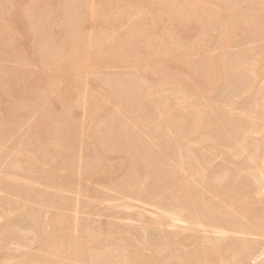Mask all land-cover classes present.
Here are the masks:
<instances>
[{
    "label": "rangeland",
    "instance_id": "374dc122",
    "mask_svg": "<svg viewBox=\"0 0 264 264\" xmlns=\"http://www.w3.org/2000/svg\"><path fill=\"white\" fill-rule=\"evenodd\" d=\"M15 1H16V3H14ZM35 1L34 0H0V26H1L0 28H3V29H0V34L2 31H4V35L3 34L0 35V37L3 38L2 39L3 41H0V44H2V45H0V48H1L0 49V79H1L0 80V224H1L0 225V236H1L0 239L3 237V232H4V234L6 233L5 230H7V233L10 232L9 229H11V232H10L11 234H12V232H13V234L15 232V236H17L16 234H19L20 235V236L18 235L19 237H22L24 235L20 240L22 243L23 242L24 243H23V245H19V246L12 245V244H6L0 240V251H1L0 252V258H2V259H0V264H3L4 258H7L9 256H10V258H12L13 255H14L13 256L14 258L11 259V261L8 262L7 264H10V263L11 264H16V263L17 264H20V263L21 264H39L37 260H41V259H42L41 261L44 262L43 264H51V263H53V261H57V260H58V263H61V264H69V263L70 264H72V263L73 264H84L86 261H88L89 255L91 257L90 261H92V258L98 257V258L93 259V260H95L94 263L97 260V262L95 264H101V263L102 264H109V263L110 264H135V262H136V264H141V263L142 264H157V263L158 264H216V239H221V238L222 239L225 238L227 241H231V239H233L234 242H236L237 244H240L241 242H243V243H246L248 245L252 242L251 244H253V248H255L254 249L255 251L253 250L251 252H256L258 250H259V252H263L264 251L263 250V248H264V236L262 235V233L260 234V236L262 235L263 238L260 236H258V237H256V236L251 237V236H246V235L242 236L241 234H238L239 236L237 234H232L234 236L223 235V237H222V234H219L220 236L216 235V230L212 229L210 226L213 225L212 221L216 222V206L215 205H216V202H218V201L216 199V191H215L216 190V182L214 183V181H216V178H218L217 174L219 175V173H221L219 175V178L221 177V175H223L222 177L225 176L224 178H225L226 183L229 180L228 184H232V183L235 184V187L232 188L231 193H235L234 190H238V191H236L237 193L233 194L234 196H236V194L242 192L239 190H241V188H243L244 186L243 187H240V186H242V185L246 186V184H247L246 188L251 187V190H249V192L246 189L247 193L249 194V197L251 198V200H249V198H248V202L251 201L249 203V205H250L252 210L255 209V210H253V213L256 211L257 212L260 211V212H258V214L260 213V215L264 213V212H262V210H264V204H263L264 203V194H263L264 191L262 192L261 197L259 196V197L254 198V195H253L256 192L255 188L259 189L260 185L264 184V178H263L264 174L259 175L258 174L259 173L258 168H257L258 165H260L261 161H264L263 160L264 159V121H263L264 115H262V114H264V102L262 101V100H264V60H262V59H264V51H263L264 50V0H231V1L230 0H208V4H210V8H208L209 5L207 4V0H202V1L201 0H191V1L190 0H158L159 2L157 0H90V1L89 0H77V1L76 0H65V1L64 0H56V1L55 0H49V1L48 0H42L41 1L42 4H41V2H39L40 3L39 4L36 1L37 5H35ZM38 1H40V0H38ZM69 2H70V4H69ZM197 2H199L200 4ZM45 3H48L49 7L46 6ZM108 3H109V5H108ZM43 4H45V5H43ZM10 5H11V7H10ZM38 5H40V7H41V5H43V7L44 6L45 7L44 8L41 7L38 11L34 10L32 12V10L36 9ZM202 5L203 6L205 5V7L204 8L201 7ZM20 6H22V7H20ZM30 6H31V8H29ZM35 6H36V8H35ZM212 6L215 7V9H213ZM251 6H252V8H251ZM181 7H182V9H181ZM27 8H29V10H26ZM199 8H201V9H199ZM30 9H31V12H30ZM43 9L46 11V13H44L45 11ZM59 9H60V11H59ZM163 9H165V10H163ZM178 9H180V11ZM22 10H24L25 13ZM51 10H53V11H51ZM105 10H107V11H105ZM136 10H138V11H136ZM215 10H217V11H215ZM246 10H247V12H246ZM28 11L30 12V14H28L29 13ZM101 11H102V13H101ZM250 11H251V13H250ZM5 12H6L7 16L5 15ZM36 12H38V13L40 12L41 14H39V15L35 14ZM49 12L51 15L49 14ZM51 12L52 13L54 12L55 15L53 14V16H52ZM9 14H12V15L9 16ZM47 14H49V16ZM84 14H86V15H84ZM34 15H36V16H34ZM79 15H81V16H79ZM118 15H120V16H118ZM221 15H223L224 18ZM28 16H29V18H28ZM43 16H45V18ZM55 16H56V18H55ZM13 17H14V20H13ZM16 17H18V18H16ZM19 17L21 18L22 22H21ZM40 17L41 18L43 17L42 20ZM51 17H53V19ZM33 18H35L37 20H35ZM38 18H40L39 20L41 22L38 20ZM49 18L52 19V21H50ZM99 18H100V21H99ZM29 19H30V21H29ZM32 19L35 21V23L33 22ZM48 19H49V21H48ZM10 20H13L14 23H12V21H10ZM15 20H16V22H15ZM64 21H67V22L64 23ZM48 22L50 25L48 24ZM16 23H18V24H16ZM40 23H42V24H40ZM12 24H14V26L10 27ZM37 24H38V26L36 28ZM252 25H253V27H252ZM33 27H35V28H33ZM73 27H74V29H73ZM4 28H6V29H4ZM43 28L45 29V31ZM68 28H69V30H68ZM185 28L187 31L185 30ZM222 29H224V30H222ZM36 30H37V32H35ZM55 30L57 31V33ZM104 30L106 31V33ZM22 31L27 33L28 35L26 34L27 35L26 36L25 33H23ZM5 32H7V33H5ZM41 32L43 33L42 34L43 36L41 35ZM44 32H46V33H44ZM189 32H190V34H189ZM47 33H49V34H47ZM6 34H7V36H5ZM29 34H30V36H29ZM222 34H223V36H222ZM34 35H36V37ZM91 35H92V37H91ZM132 35L134 37H136L137 40L139 39L138 37H140V39L137 41L133 37L131 40ZM13 36L15 38H13ZM41 36H42V38H41ZM5 37H9V40H7L8 38H5ZM32 37L35 39H33ZM66 37H68V38L70 37V38L67 39ZM71 37H73V40L75 39L74 41L79 42L80 40L78 38H80L82 40L79 47H77V48H79L77 51H76V49H77L76 46L78 45V43L75 44L74 41H73L74 43L73 42L71 43V41H72ZM128 37H129L130 42L128 40ZM148 37H150V38H148ZM89 38H91V39L93 38L91 40L92 43L89 42V40H90ZM116 38H118V40H116ZM14 39H16V41ZM46 39L49 41H47ZM205 39H207V40H205ZM36 40H38L39 42H37ZM94 40H96V41H94ZM13 41H14V43H13ZM134 41H136V42H134ZM4 42L7 44H5ZM46 42L48 43V46L46 45L47 44ZM15 43H17L18 45ZM35 43H36V45H35ZM107 43H108V45H107ZM140 43H142V44H140ZM30 44H31V46H30ZM117 44H118V46H117ZM131 44L133 45V47ZM136 44L140 47L141 50L139 48H137ZM149 44L150 45L152 44L153 46L151 45V47H150ZM44 45H46V46H44ZM141 45H143V46H141ZM115 46L118 50L115 48ZM23 47H24V49H23ZM71 47H73L72 49H74V50H72ZM88 47H90V48L92 47V48L89 50V49H87ZM130 47H132V48H130ZM135 47H136V50L137 49H139V50H137V51L134 50ZM93 48H94V50H93ZM120 48H121V51H119ZM44 49H46L48 51H46ZM115 49L117 50V53H116ZM152 49L154 51H151ZM122 50H124L125 52ZM6 51H7V53H6ZM21 51L22 52L24 51L25 54H23ZM35 51H37V52H35ZM40 51H42L41 53L43 55L40 53ZM112 51H113V53H112ZM2 52H4V54ZM16 52H17V54H16ZM139 52H141V53H139ZM18 53H20V54L18 55ZM45 53H46V55H45ZM145 53H148V55ZM34 54H35V56L37 55L36 59H35V56H33ZM38 54L40 55V57L38 56ZM61 54H63L64 56ZM118 54H119V57H117ZM22 55H24V57L26 56L28 59L26 57L24 58ZM51 55H53L52 58H51ZM56 55H58V56H56ZM162 55H164V56H162ZM41 56L42 57L44 56V59ZM168 56H169V58H171V62H169L170 59H168ZM223 56H224V60L221 59V58H223ZM37 57L39 58V61H38ZM47 57H49V58H47ZM151 57H153V58H151ZM165 57H167V59ZM50 58L52 60H50ZM174 58H177V59H174ZM214 58L217 61L216 69L219 66L218 67L219 73H217L216 71L214 72V70H216L215 67L213 68V66L216 65L215 64L216 61L214 60ZM19 59H21V60H19ZM22 59H23V61H22ZM25 59H27V61ZM62 59L65 61H63ZM33 60L35 63L33 62ZM42 60H44V61H42ZM209 60H210V63H208ZM165 61H166V63H165ZM211 61L213 63H211ZM47 62H48V64H47ZM40 63L44 64V65H42L43 68L40 65ZM218 63H220V65ZM49 64H51V66ZM45 65H46V67H45ZM79 65H81V66H79ZM179 66H181V67H179ZM211 66L214 70L211 69ZM234 66L236 68H234ZM7 68H9V69H7ZM40 69H42V70H40ZM211 71L213 73H211ZM13 73L15 76L13 75ZM25 73L28 75H26ZM214 73L217 75H215ZM251 73L256 74V75L252 76L253 74H251ZM24 74L26 75V77ZM31 74H33V75H31ZM124 74H125V76H124ZM22 75H23L24 80L22 78ZM165 75H168V76H165ZM28 76H30V77H28ZM56 76H57L58 80H57ZM139 77L141 80L139 79ZM164 77H165V81H164ZM208 77H211V78H209L210 80L208 79ZM161 78L163 80H161ZM217 78H219V81L217 80ZM115 79H117V80H115ZM20 80L22 83L20 82ZM52 80H53L54 85L52 84ZM211 80H214L213 83L216 82L214 86H211L212 85ZM58 81H60V82H58ZM185 81L186 82L188 81V82L186 83ZM57 82H58V84H55ZM121 82H123V83H121ZM160 82H161L160 85H162V86L159 87ZM14 83H16V84H14ZM194 84H196V85H194ZM121 85H122V88H121ZM205 85H208V86H205ZM181 86H182V88H181ZM214 87H216V89ZM123 88L124 89L126 88V90H125L126 92L124 91ZM152 88H153V90H151ZM190 88L192 90H190ZM193 88H195V89H193ZM154 89H155V91H154ZM121 90H123L124 92L123 91L121 92ZM148 90H150V91H148ZM240 90H242V91H240ZM247 90H249V91H247ZM42 91L44 92V94ZM243 91H244V93H243ZM143 92H145L146 96H144ZM122 94H124V95H122ZM127 94L129 95V98H126L128 96ZM133 94H134V96H133ZM245 94H247V95H245ZM259 94L261 96H259ZM25 95H26V97H25ZM57 95H58V97H57ZM130 95H131V97H130ZM104 96L107 98V100ZM133 97H134V99H133ZM139 97H140V100H139ZM150 97H154V100H153V98H150ZM174 97H175V100H174ZM25 98H27V99H25ZM103 98H104V100H103ZM131 98H132V100H131ZM129 99L131 100L132 103L129 101ZM149 99H151L153 101H151V102L146 101ZM191 99H193V100L191 101ZM199 100H201V101H199ZM259 100H261V101H259ZM106 101H107V103H106ZM184 101H186V102H184ZM84 102H85V104L87 102V104H86L87 107H85ZM134 102L138 105H133ZM143 102H145V103H143ZM155 102L157 103V105ZM108 103H110V104H108ZM148 103H149V106H148ZM169 103H170V105H168ZM46 104H47V106H46ZM106 104H108V105H106ZM144 104L146 105V107ZM185 104H186V107H185ZM249 104H250V107L253 106L255 109L258 108L257 109L258 111L261 110L260 116L255 120L256 128H254V131H256V132H253L255 134V136L252 132H250L249 135L247 136L246 141L242 143L245 145L243 146L240 143V145L244 149L242 150V148H241L239 150L240 146H237L236 148H238V149L235 150V152L238 150L240 152L238 151V154L235 153L234 154L235 159L233 158L234 156L232 157L233 158L232 159L231 156L230 155L228 156V154L225 152L226 149L223 150L220 146H219V148L216 147V143H214L216 141H213V140H215L213 138V136L216 137V133H215L216 132V130H215L216 129V115H218L220 113V115L225 116L224 119H227L229 121L245 120L244 119L245 115L242 111L250 108L248 106ZM37 105H39V106H37ZM143 105L145 107V110L143 108ZM158 105L162 108H159ZM256 105H258L259 107ZM98 106H99V108H98ZM163 106L165 109H163ZM193 107H194V109H193ZM151 108H152V112H151V110H149ZM154 108H155V110H154ZM64 109H66V110H64ZM197 109H198V111H197ZM216 110L217 111L219 110V111L216 113L215 112ZM220 110H222V111H220ZM143 111H145V112H143ZM202 111H204V112H202ZM196 113H197V115H196ZM158 114H159V116H158ZM160 114L162 115L161 117H160ZM197 116H198V118H197ZM201 116H203V117H201ZM213 116H215V117H213ZM162 117H164V118H162ZM63 118H64V120H62ZM169 119H171V120H169ZM172 119H173L175 124L172 123L173 122ZM198 119H199V121H198ZM59 120H60V122H59ZM168 120H169V122H168ZM207 120H208V122H206ZM55 121H56V123H55ZM159 122H160V124H159ZM191 122H192V124H191ZM200 122H203V123L200 124ZM205 122H206V124H208V127L205 124ZM105 123H107V124H105ZM124 124H126V127L127 126L128 127L126 128L124 126ZM168 124L170 126L174 125L173 127H169V129L171 128L170 131L166 127V125H168ZM47 125L49 126V128ZM156 125H158L159 127H157ZM191 125H192V127L196 126L194 129H197L199 132L197 130L192 131V127H190ZM197 125H198V128H197ZM204 126L207 127V129L210 126L211 129L206 131V128H205L203 130ZM113 127H114V129H113ZM212 127H214V128H212ZM54 128H56V129H54ZM57 128H58V131H57ZM199 128H201V129L199 130ZM111 129L113 130L112 132H111ZM47 130H48V133H47ZM121 130H123V132ZM180 130H182V131H180ZM187 130H188V132H187ZM202 130L204 133L202 132ZM90 131L93 134H90L91 133ZM115 131H117L118 133ZM209 131L212 132L213 136H211L212 134ZM169 132L171 134H169ZM193 132H196V133L193 134ZM200 132L203 134H201ZM257 132H259V133H257ZM165 133H168V134H165ZM209 133H210V135H209ZM197 134H200V135L196 136V137H198V140L195 137V135H197ZM165 135H167V137H164ZM128 136H129V138H128ZM189 136H191V137H189ZM207 136H209V139L207 138ZM76 138H77V140H76ZM199 139H201V140L199 141ZM205 139H207V140H205ZM63 140L66 143L63 142ZM134 140H135V142H134ZM60 141H61V144L59 145L58 143H60ZM131 141H133V142H131ZM46 142H48V143H46ZM261 142H263V143H261ZM193 143H195V144L197 143L199 145L196 144L194 146H191V145H193ZM56 144H58V145H56ZM61 145H62V149L60 147ZM64 145H65V147H64ZM121 145H122V147H121ZM129 145L135 149H133ZM139 145L141 146L140 148H139ZM97 146H98V148H97ZM256 146H258V148ZM116 147H118V148H116ZM33 149H34V151H33ZM38 149H39V151H38ZM53 149H56V151H59V149H60V151L57 154V152L55 153V150H53ZM106 149H107V151H106ZM142 149L148 150V151L151 149L149 154H152V155L147 156L148 154L145 153V151H143ZM134 150L136 151L137 154L134 152ZM245 150H247V151H245ZM248 150L249 151L251 150L250 154L247 153V152H249ZM148 151H146V152H148ZM252 151H254V155H253ZM30 152L32 153V156L30 155L31 154ZM177 152H179V153H177ZM242 152L244 154H242ZM23 153H25V154L23 155ZM28 153H30V154H28ZM40 153H42V154H40ZM138 153H139V155H138ZM141 153H143V154H141ZM190 153H193V154L191 155ZM246 153H247V156H250V157L252 154L253 158H255V159H253L254 161L251 160L250 157H248L249 158L248 159L246 156ZM18 154H20V155H18ZM51 154H53V155H51ZM182 155L184 156V158H182ZM236 155H238V157ZM256 155H257V157H256ZM33 156L36 158H34ZM53 156L56 158L54 159ZM150 156L151 157L153 156V158L152 159L151 158L145 159V157H150ZM69 158H70V160H69ZM132 158H135V159H132ZM156 158H159V159H156ZM185 158L187 160H185ZM35 159H38V160L36 161ZM71 159H73V161ZM165 159L168 160L167 163L165 162L166 161ZM129 160H132V161H129ZM146 160H148L151 163L149 164V162H147ZM159 160L162 162H160V164H157L156 162L159 163ZM198 160H200V161H198ZM45 162H46V164H45ZM164 162H165V164H164ZM19 164L21 166H19ZM84 164H85V166H84ZM119 164L121 165V167ZM180 164H182V166ZM152 165H154V166H152ZM159 165H161V166H159ZM196 165H197V167H195ZM241 165H243V166H241ZM244 165H245V167H244ZM246 165H248V167ZM189 166H191V167H189ZM251 166L253 168L256 167V169L252 170L253 168L251 169ZM97 167L99 169H97ZM102 167H104L103 168L104 170L102 169ZM147 167L150 170L146 169ZM198 167H200L199 168L200 170L198 169ZM240 167H241V169H240ZM135 168H136V172H134ZM181 168H184V169H181ZM191 168L196 169L195 173H197L199 171L197 173V175L201 171H204L203 175H202L203 178L199 179L198 178L199 175L197 176V175H195V173H192L194 171V169L191 170ZM201 168H202V170H201ZM151 169H152V171H151ZM58 170H60V171H58ZM138 170L142 173L140 175V177H142V178H140V177L138 178V176H139ZM145 170L147 173L144 172L145 174L143 175V171H145ZM154 170H155V173H154ZM69 171H71V172H69ZM109 171L111 172V174L109 173ZM182 171H184V172H182ZM241 171H244V172L240 173ZM254 171H255V174H254ZM92 173H93V175H92ZM137 173H138V175H137ZM204 173H205V175H204ZM95 174H97V176ZM109 174L111 177L109 176ZM131 175L132 176L135 175L134 178ZM252 175H254L253 180L251 178ZM91 176H93L92 177L93 179L90 178ZM143 178H145V179L143 180ZM208 178L210 180H207ZM232 178H233V180H232ZM117 179H119V181ZM132 179H133V181H132ZM236 179H237V181H234ZM27 180H29V182H27ZM31 180H33L34 182H30ZM136 180L138 182L141 180L142 182L140 181L141 183L140 182L138 183ZM244 180L246 181L245 183H244ZM131 181H132V183H131ZM147 181H148V186H150V188L145 184V183H147ZM102 182H103V184H102ZM107 182H110L109 185L108 184L106 185ZM116 182H118V183H116ZM167 182L173 186H170L169 184H167ZM234 182H236V183H234ZM250 182H252L253 185H251L252 183L250 184ZM67 183H69V184H67ZM237 183H238V186H237ZM63 184H64V186H63ZM110 184H112V185H110ZM132 184H134V185H132ZM164 184H166V185L164 186ZM185 184H187V185H185ZM212 184H214V185H212ZM233 184H232V187L234 186ZM121 185H122V187H121ZM135 185L137 188L135 187ZM145 185L149 188V190H150L149 193H147L148 190H146L147 192L144 191L145 189H147V188H145ZM249 185H250V187H249ZM128 186H130V187H128ZM230 186L231 185H228L226 187L227 190L225 188L223 191L224 192H225V190L228 191V188ZM59 187L61 189H59ZM131 187H133V189L135 188L134 194H133V189H130ZM167 187H169L170 190ZM236 187H238V188H236ZM54 188L56 189V191ZM154 188H156V189H154ZM176 188H178V189H176ZM183 188H184V191H183ZM212 188H214V189H212ZM115 189H116V191H115ZM189 189H190V191H189ZM11 190H13V191H11ZM122 190H123V193H122ZM179 190H181V191H179ZM191 190H193L192 191L193 193L191 192ZM242 190L245 191V187ZM10 191H11V193H10ZM119 191H121V192H119ZM244 191L242 192V194L241 193L240 194L244 195V193H245V195H246L247 193ZM182 192H184V193H182ZM141 193H143V194H141ZM158 193H159V195H155ZM179 193H180V195L178 197H176ZM226 193H228V194H226V195H228V198L232 197V194L229 195L230 192H226ZM123 194L127 197H125ZM131 194H132V196H131ZM240 194L237 196L240 197ZM118 195H120V196H118ZM128 195L130 196V198ZM174 195H176V196H174ZM189 195H196V197L194 196V199L198 198V201L196 200L197 202L201 201V200H199V195H201V197H200L201 199L205 198L200 202V204H201L200 206L203 205L202 202L205 203V205H207V206L204 205L202 207L204 209H202V208L200 209L199 204L197 202L196 203L198 204L197 209L199 210V212H200V210H202L199 213V216L201 215V213H203L202 215L203 216L205 215L204 220L209 221V223L207 222L208 227L205 225H204L205 227L193 225V228H192V224L189 226L186 223L183 224V222L177 223L178 220L177 221L173 220L171 222V218L169 217L168 213L171 212V209H173L175 207L176 208L178 207L179 209L178 210L175 209L174 211L177 210V212L179 211V213H180V211L185 212V214L184 213L179 214V215H182V217L180 216V218L187 217V216L191 215V213H193L196 210V206H194V207L192 206V204L193 205L195 204V201L191 203L190 202L191 199L192 200H194V199L192 196H189ZM16 196H17V198H16ZM149 197L152 198L153 200H155L154 201L155 204H154V202L151 203L152 200L149 199ZM153 197H155V199ZM179 197L181 200L179 199ZM224 198H225L224 200L226 202L225 203L223 202V203L225 205H222V203H220V205L223 206L224 209L229 210L228 209L229 207L226 206V204L227 203L229 204L228 200L230 202H231V200L230 199L226 200L227 197H225V196H224ZM25 199H27V200H25ZM96 199L98 201H96ZM148 199H149V201H148ZM156 199H157V202H159L158 205L156 203ZM170 199H173L172 204L170 202ZM252 199H254V200H252ZM258 199H259V201H255ZM176 200L179 202H176ZM204 200L205 201L207 200V201L204 202ZM147 201L149 202V204ZM252 201H254V203L256 205ZM1 202L2 203L4 202L3 205H1L2 204ZM5 202H7V203H5ZM39 202L41 203V205L42 204L43 205L41 206ZM64 202H68V203H70V204L72 203V204L70 205V204L64 203ZM207 202L211 206L208 205ZM8 203L14 207L10 206V208H9ZM162 203H163V206H162ZM185 203H187V204H185ZM258 203H260V204H258ZM56 204H57V207H54V206H56ZM62 204H64V205H62ZM65 204H66V208H65ZM45 205H46V207H45ZM153 205L154 206L156 205V208ZM177 205H179V206H177ZM6 206L9 208V210L7 208H6L7 210L4 209ZM61 206H62V208H60ZM158 206L160 207V209ZM188 206L190 207V210L192 209V211H190L191 212L190 214L188 213L189 212ZM63 207H64V209H63ZM68 207H70V208H68ZM207 207H208V209L206 210ZM13 208H15V209H13ZM16 208L17 209L19 208V209L17 210ZM75 208H76V210H75ZM261 208H263V209L261 210ZM24 209H25V211H24ZM198 210L195 211V213L196 212L198 213ZM17 211H21V212H17ZM28 211H30V212H28ZM162 211L163 212L166 211V212L163 213ZM70 212H72V213H70ZM177 212H175L174 214H177ZM258 214H255V215H258ZM54 216L55 217L56 216H62L64 218L67 217L68 219L67 218L66 219L69 221V224L62 225L63 226L62 228L59 227L60 228L59 229V233H60L59 235H61V233H62V235L60 237V239L62 238V240H60L62 247L59 248L60 250H58L56 252L58 254V257H50L49 253H52L54 250H52V248H48L46 244H43V243H47L50 239V236L52 234H54L53 228L54 229L58 228V227H55L54 225H52V223H53L52 220L55 218ZM164 216H166V217H164ZM199 216L197 215V217H199ZM238 216L239 215H236V217H235V219L236 218L238 219V220L236 219L237 221L240 220L244 224L247 223L246 221H244L245 219L243 217H242L243 218L242 219L239 216V218H240L239 219ZM258 217H256V218H258ZM51 218H53V219H51ZM174 219H176V218H174ZM185 219H187V218H185ZM31 222H32V224H31ZM168 222H169V225L171 223L173 224V225L172 224L170 225L172 228L169 225H167ZM207 223H206V225H207ZM74 224H75V226H74ZM35 225H37V226H35ZM214 225H216V224H214ZM66 226H67V228H66ZM14 227H16L18 230L19 229L20 230L23 229V230L18 231ZM68 227L69 228L72 227L71 230ZM88 227L90 229H88ZM199 227H201V228H199ZM179 228H181V229H179ZM24 230H26V231H24ZM51 230H52V232H51ZM72 230H74L75 232ZM30 231L31 232L33 231V233L36 235L35 236L32 235V233ZM90 232H92L91 235H90ZM56 233L58 234V230ZM109 233H110V235H107ZM25 234H26V236H25ZM88 234L90 236H88ZM72 235H73V237H72ZM74 236L77 240L74 238ZM83 236H85V238ZM101 236H104V237H101ZM118 236H119V238H118ZM174 236H176V237H174ZM217 236H219V237L216 238ZM90 237H91L92 241L90 240ZM228 237H230V238L227 239ZM244 237L246 238V240ZM34 238H35V240H34ZM79 238H82V239H79ZM136 238H138V239H136ZM152 238H154V239L152 240ZM164 238H165V240L166 239H168V240L165 241ZM239 238H242V239L237 240ZM69 239H71V240H69ZM87 239H88L89 243L85 242V240H87ZM44 240L46 242H44ZM68 240H69L70 244L73 243L74 241H76V243H77V241H78L81 246L79 245V243L78 244L73 243L74 247L70 246V244L67 246L66 244H67ZM72 240H74V241H72ZM117 240H119V241H117ZM137 240L139 242H137ZM39 241H41V243ZM244 241H246V242H244ZM38 242L40 243L39 246H38ZM140 242L144 243V244H141ZM165 242L167 244H165ZM178 242H180V243H178ZM238 242H240V243H238ZM85 243L87 245H85ZM115 243H116V245H115ZM175 243H176V245H175ZM112 244H113V246H111ZM146 244H147V246H146ZM246 244H243V245H246ZM3 245H5V246H3ZM25 245H26V247H25ZM29 245H31L30 246L31 248L29 247ZM143 245H145V246H143ZM148 245L151 247H149ZM254 245H256V247ZM42 246H44V247L46 246L47 248L45 247L44 251H42L41 250L43 248ZM106 246H107V248H106ZM38 247H40V248H38ZM71 247H73L72 248L73 251L71 250ZM77 247L80 248L79 251H77L78 250ZM7 249H8V251H7ZM119 249H121V251ZM138 250H140V251L138 252ZM66 251H68L69 253L73 252V253H71L72 254L71 258L73 257L74 260L70 259L69 255H71V254H69ZM75 251H77V252H75ZM149 252H152V253L150 254ZM46 253H47V255H46ZM101 253L104 255V257H101L102 256ZM140 253H141V255H140ZM158 253H159V255H158ZM74 254H77L76 257ZM91 255H93V256H91ZM133 255H134V259H133ZM245 255H247V254H244L240 258V260L243 262L240 261L239 264H262V263L264 264V254L261 255L258 259L256 258L254 260L253 259L250 260V256L245 257ZM5 256H7V257H5ZM113 256H115V257H113ZM130 256H132V257H130ZM137 256L140 258L139 259L135 258ZM107 257H108V260H107ZM44 258H45V260H44ZM51 258H53V259L50 260ZM60 258L62 260H60ZM67 258H69V259H67ZM174 258H176V259H174ZM77 259H79L80 261ZM83 259H85V260H83ZM69 260H71V262ZM192 260H194V261H192ZM114 261H116V263ZM88 262H86V263H88ZM91 263H88V264H91ZM94 263H92V264H94Z\"/></svg>",
    "mask_w": 264,
    "mask_h": 264
},
{
    "label": "bare ground",
    "instance_id": "6f19581e",
    "mask_svg": "<svg viewBox=\"0 0 264 264\" xmlns=\"http://www.w3.org/2000/svg\"><path fill=\"white\" fill-rule=\"evenodd\" d=\"M35 1V0H34ZM38 3L39 2H41L42 0H40V1H38V0H36ZM35 1V5H37L36 2ZM49 1V0H48ZM56 1V0H55ZM65 1V0H64ZM77 1V0H76ZM90 1V0H89ZM158 1V0H157ZM191 1V0H190ZM202 1V0H201ZM231 1V0H230ZM33 2V1H32ZM45 2V1H44ZM116 2V1H115ZM155 2V1H154ZM159 2V1H158ZM186 2V1H185ZM204 2V1H203ZM6 3V2H5ZM14 3H16V1L14 2ZM34 3V2H33ZM32 3V4H33ZM49 3V2H48ZM48 3H45L46 4V6H48ZM52 3V2H51ZM50 3V4H51ZM138 3V2H137ZM197 3H199V2H197ZM205 3V2H204ZM212 3V2H211ZM250 3V2H249ZM28 4V3H27ZM40 4V3H39ZM41 4H42V2H41ZM45 4H43V5H45ZM53 4V3H52ZM56 4V3H55ZM59 4V3H58ZM69 4H70V2H69ZM73 4V3H72ZM170 4V3H169ZM182 4V3H181ZM180 4V5H181ZM190 4V3H189ZM192 4V3H191ZM200 4V3H199ZM207 4H208V0H207ZM43 5H41V7H43ZM54 5V4H53ZM60 5V4H59ZM74 5V4H73ZM76 5V4H75ZM97 5V4H96ZM108 5H109V3H108ZM117 5V4H116ZM132 5V4H131ZM185 5V4H184ZM193 5V4H192ZM209 5V7L208 8H210V4H208ZM207 5V6H208ZM261 5V4H260ZM4 6V5H3ZM9 6V5H8ZM144 6V5H143ZM227 6V5H226ZM238 6V5H237ZM236 6V7H237ZM259 6V5H258ZM10 7H11V5H10ZM20 7H22V6H20ZM27 7V6H26ZM34 7V6H33ZM40 5H38L37 6V8H36V6H35V8L36 9H33L32 10V12L35 10H39L40 8ZM45 7V6H44ZM43 7V8H44ZM49 7V6H48ZM64 7V6H63ZM75 7V6H74ZM112 7V6H111ZM185 7V6H184ZM187 7V6H186ZM201 7H205V5L203 6H201ZM213 7V6H212ZM254 7V6H253ZM14 8V7H13ZM24 8V7H23ZM29 8H31V6L29 7ZM29 8H27L26 10H29ZM60 8V7H59ZM79 8V7H78ZM87 8V7H86ZM125 8V7H124ZM174 8V7H173ZM251 8H252V6H251ZM49 9V8H48ZM130 9V8H129ZM181 9H182V7H181ZM199 9H201V8H199ZM213 9H215V7H213ZM217 9V8H216ZM230 9V8H229ZM16 10V9H15ZM25 10V9H24ZM24 10H22V11H24ZM42 10V9H41ZM44 10V9H43ZM92 10V9H91ZM99 10V9H98ZM112 10V9H111ZM160 10V9H159ZM163 10H165V9H163ZM179 11H180V9H178ZM207 10V9H206ZM221 10V9H220ZM228 10V9H227ZM238 10V9H237ZM13 11V10H12ZM11 11V12H12ZM45 11V10H44ZM48 11V10H47ZM50 11V10H49ZM51 11H53V10H51ZM59 11H60V9H59ZM83 11V10H82ZM85 11V10H84ZM105 11H107V10H105ZM116 11V10H115ZM133 11V10H132ZM136 11H138V10H136ZM172 11V10H171ZM215 11H217V10H215ZM236 11V10H235ZM240 11V10H239ZM8 12V11H7ZM10 12V11H9ZM15 12V11H14ZM29 12V11H28ZM30 12H31V9H30ZM30 12L28 13V14H30ZM89 12V11H88ZM87 12V13H88ZM94 12V11H93ZM135 12V11H134ZM208 12V11H207ZM246 12H247V10H246ZM17 13V12H16ZM24 13H25V11H24ZM44 13H46V11L44 12ZM52 13V12H51ZM73 13V12H72ZM101 13H102V11H101ZM127 13V12H126ZM223 13V12H222ZM233 13V12H232ZM239 13V12H238ZM250 13H251V11H250ZM35 14H41L40 12L38 13V12H36ZM49 14H50V12H49ZM49 14H47L48 16H49ZM53 14H54V12L52 13V16H53ZM74 14V13H73ZM121 14V13H120ZM130 14V13H129ZM128 14V15H129ZM5 15H6V12H5ZM10 15H12V14H9V16ZM14 15V14H13ZM44 15V14H43ZM51 15V14H50ZM55 15V14H54ZM60 15V14H59ZM84 15H86V14H84ZM97 15V14H96ZM103 15V14H102ZM134 15V14H133ZM162 15V14H161ZM200 15V14H199ZM212 15V14H211ZM245 15V14H244ZM7 16V15H6ZM20 16V15H19ZM34 16H36V15H34ZM41 16V15H40ZM63 16V15H62ZM79 16H81V15H79ZM117 16V15H116ZM118 16H120V15H118ZM138 16V15H137ZM201 16V15H200ZM205 16V15H204ZM223 18H224V16L223 15H221ZM236 16V15H235ZM247 16V15H246ZM15 17V16H14ZM14 17H13V20H14ZM23 17V16H22ZM44 18H45V16H43ZM42 17V18H43ZM92 17V16H91ZM98 17V16H97ZM109 17V16H108ZM16 18H18V17H16ZM20 18V17H19ZM28 18H29V16H28ZM37 18V17H36ZM41 18V17H40ZM40 18H38V20L40 19ZM42 18H41V20H42ZM52 19H53V17H51ZM55 18H56V16H55ZM65 18V17H64ZM76 18V17H75ZM81 18V17H80ZM210 18V17H209ZM218 18V17H217ZM242 18V17H241ZM33 19H35V18H33ZM32 19V20H33ZM50 19V18H49ZM49 19H48V21H49ZM52 19H50V21H52ZM58 19V18H57ZM161 19V18H160ZM7 20V19H6ZM13 20H10V21H12V23H14L13 22ZM20 20H21V18H20ZM35 20H37V19H35ZM69 20V19H68ZM87 20V19H86ZM130 20V19H129ZM152 20V19H151ZM172 20V19H171ZM218 20V19H217ZM238 20V19H237ZM8 21V20H7ZM29 21H30V19H29ZM28 21V22H29ZM40 21V20H39ZM45 21V20H44ZM99 21H100V18H99ZM170 21V20H169ZM201 21V20H200ZM224 21V20H223ZM222 21V22H223ZM15 22H16V20H15ZM21 22H22V20H21ZM33 22L35 23V21L33 20ZM41 22V21H40ZM65 22H67V21H64V23ZM102 22V21H101ZM237 22V21H236ZM9 23V22H8ZM7 23V24H8ZM33 23V24H34ZM43 23V22H42ZM42 23H40V24H42ZM56 23V22H55ZM63 23V22H62ZM210 23V22H209ZM208 23V24H209ZM212 23V22H211ZM16 24H18V23H16ZM45 24V23H44ZM48 24H49V22H48ZM69 24V23H68ZM99 24V23H98ZM97 24V25H98ZM102 24V23H101ZM131 24V23H130ZM135 24V23H134ZM239 24V23H238ZM262 24V23H261ZM2 25V24H1ZM50 25V24H49ZM52 25V24H51ZM78 25V24H77ZM132 25V24H131ZM140 25V24H139ZM157 25V24H156ZM244 25V24H243ZM6 26V25H5ZM12 26H14V24H12L10 27H12ZM31 26V25H30ZM35 26V25H34ZM37 26H38V24L36 25V28H37ZM41 26V25H40ZM70 26V25H69ZM100 26V25H99ZM170 26V25H169ZM223 26V25H222ZM238 26V25H237ZM1 27V26H0ZM9 27V26H8ZM9 27V28H10ZM32 27V26H31ZM30 27V28H31ZM84 27V26H83ZM101 27V26H100ZM106 27V26H105ZM178 27V26H177ZM189 27V26H188ZM219 27V26H218ZM252 27H253V25H252ZM33 28H35V27H33ZM32 28V29H33ZM62 28V27H61ZM60 28V29H61ZM134 28V27H133ZM223 28V27H222ZM240 28V27H239ZM243 28V27H242ZM0 29H3V28H0ZM4 29H6V28H4ZM8 29V28H7ZM22 29V28H21ZM41 29V28H40ZM44 29V28H43ZM58 29V28H57ZM73 29H74V27H73ZM212 29V28H211ZM12 30V29H11ZM23 30V29H22ZM67 30V29H66ZM68 30H69V28H68ZM184 30V29H183ZM185 30H186V28H185ZM209 30V29H208ZM218 30V29H217ZM221 30V29H220ZM222 30H224V29H222ZM255 30V29H254ZM6 31V30H5ZM18 31V30H17ZM25 31V30H24ZM34 31V30H33ZM44 31H45V29H44ZM56 31V30H55ZM54 31V32H55ZM60 31V30H59ZM72 31V30H71ZM105 31V30H104ZM187 31V30H186ZM197 31V30H196ZM207 31V30H206ZM205 31V32H206ZM215 31V30H214ZM257 31V30H256ZM3 32V33H2ZM1 32V34H3L4 35V31H2ZM15 32V31H14ZM23 32V31H22ZM35 32H37V30L35 31ZM48 32V31H47ZM63 32V31H62ZM149 32V31H148ZM221 32V31H220ZM236 32V31H235ZM245 32V31H244ZM5 33H7V32H5ZM11 33V32H10ZM23 33H25V32H23ZM44 33H46V32H44ZM56 33H57V31H56ZM74 33V32H73ZM97 33V32H96ZM105 33H106V31H105ZM136 33V32H135ZM142 33V32H141ZM202 33V32H201ZM225 33V32H224ZM256 33V32H255ZM0 34V35H1ZM15 34V33H14ZM27 33H25V35H26ZM35 34V33H34ZM39 34V33H38ZM43 33L41 32V35H42ZM47 34H49V33H47ZM46 34V35H47ZM59 34V33H58ZM68 34V33H67ZM66 34V35H67ZM70 34V33H69ZM189 34H190V32H189ZM226 34V33H225ZM260 34V33H259ZM2 35V36H3ZM28 35V34H27ZM26 35V36H27ZM122 35V34H121ZM143 35V34H142ZM232 35V34H231ZM252 35V34H251ZM254 35V34H253ZM263 35V34H262ZM5 36H7V34L5 35ZM16 36V35H15ZM29 36H30V34H29ZM35 37H36V35H34ZM43 36V35H42ZM42 36H41V38H42ZM51 36V35H50ZM69 36V35H68ZM105 36V35H104ZM116 36V35H115ZM131 36V35H130ZM138 36V35H137ZM150 36V35H149ZM164 36V35H163ZM203 36V35H202ZM208 36V35H207ZM219 36V35H218ZM222 36H223V34H222ZM4 37V36H3ZM49 37V36H48ZM47 37V38H48ZM74 37V36H73ZM73 37H71V39H72V41H71V43L75 40H73ZM76 37V36H75ZM85 37V36H84ZM91 37H92V35H91ZM106 37V36H105ZM134 36L132 35V37H131V40H132V38H133ZM217 37V36H216ZM229 37V36H228ZM251 37V36H250ZM5 38H8L7 40H9V37H5ZM13 38H15L14 36H13ZM12 38V39H13ZM26 38V37H25ZM29 38V37H28ZM33 38V37H32ZM31 38V39H32ZM62 38V37H61ZM67 39H69L68 37H66ZM97 38V37H96ZM139 39H140V37H138ZM144 38V37H143ZM148 38H150V37H148ZM246 38V37H245ZM3 38H1L0 37V41H3L2 40ZM18 39V38H17ZM33 39H35V38H33ZM50 39V38H49ZM65 39V38H64ZM77 39V38H76ZM80 41L78 42V41H74L75 42V44L76 43H78V45L76 46V48L77 47H79V45H80V43L82 42V40L80 39V38H78ZM84 39V38H83ZM90 39V40H89ZM88 40H89V42H91V40L93 39H91V38H89ZM101 39V38H100ZM134 39L135 40H137L136 39V37H134ZM133 39V40H134ZM138 39V40H139ZM213 39V38H212ZM217 39V38H216ZM220 39V38H219ZM236 39V38H235ZM5 40V39H4ZM15 41H16V39H14ZM28 40V39H27ZM47 40V39H46ZM56 40V39H55ZM98 40V39H97ZM113 40V39H112ZM116 40H118V38H116ZM120 40V39H119ZM128 40H129V37H128ZM137 40V41H138ZM205 40H207V39H205ZM6 41V40H5ZM18 41V40H17ZM37 42H39L38 40H36ZM35 41V42H36ZM47 41H49V40H47ZM86 41V40H85ZM94 41H96V40H94ZM125 41V40H124ZM141 41V40H140ZM150 41V40H149ZM167 41V40H166ZM65 42V41H64ZM73 42V43H74ZM101 42V41H100ZM129 42H130V40H129ZM134 42H136V41H134ZM158 42V41H157ZM214 42V41H213ZM3 43V42H2ZM5 43V42H4ZM13 43H14V41H13ZM45 43V42H44ZM47 43V42H46ZM66 43V42H65ZM92 43V42H91ZM111 43V42H110ZM109 43V44H110ZM139 43V42H138ZM154 43V42H153ZM205 43V42H204ZM207 43V42H206ZM232 43V42H231ZM5 44H7V43H5ZM15 44H17V43H15ZM51 44V43H50ZM53 44V43H52ZM56 44V43H55ZM134 44V43H133ZM140 44H142V43H140ZM171 44V43H170ZM0 45H2V44H0ZM4 45V44H3ZM14 45V44H13ZM18 45V44H17ZM35 45H36V43H35ZM47 46H48V43L46 44ZM46 45H44V46H46ZM107 45H108V43H107ZM132 45V44H131ZM137 45V44H136ZM150 45V44H149ZM152 45V44H151ZM151 45H150V47H151ZM206 45V44H205ZM214 45V44H213ZM221 45V44H220ZM20 46V45H19ZM30 46H31V44H30ZM50 46V45H49ZM52 46V45H51ZM73 46V45H72ZM90 46V45H89ZM100 46V45H99ZM117 46H118V44H117ZM122 46V45H121ZM135 46V45H134ZM141 46H143V45H141ZM147 46V45H146ZM153 46V45H152ZM161 46V45H160ZM165 46V45H164ZM81 47V46H80ZM132 47H133V45H132ZM132 47H130V48H132ZM166 47V46H165ZM190 47V46H189ZM22 48V47H21ZM51 48V47H50ZM49 48V49H50ZM53 48V47H52ZM73 47H71V49H72ZM83 48V47H82ZM92 48V47H91ZM90 47H88L87 49H91ZM104 48V47H103ZM112 48V47H111ZM115 48H116V46H115ZM137 48H139L140 49V47L137 45ZM171 48V47H170ZM1 49V48H0ZM4 49V48H3ZM20 49V48H19ZM23 49H24V47H23ZM22 49V50H23ZM27 49V48H26ZM40 49V48H39ZM79 48H77L76 49V51L78 50ZM110 49V48H109ZM113 49V48H112ZM111 49V50H112ZM117 49V48H116ZM115 49V50H116ZM134 49V48H133ZM132 49V50H133ZM139 49H137V50H139ZM181 49V48H180ZM21 50V49H20ZM41 50V49H40ZM44 50H46V49H44ZM72 50H74V49H72ZM93 50H94V48H93ZM96 50V49H95ZM98 50V49H97ZM118 50V49H117ZM117 50H116V53H117ZM134 50H136V47H135V49ZM136 50V51H137ZM141 50V49H140ZM173 50V49H172ZM30 51V50H29ZM39 51V50H38ZM46 51H48V50H46ZM119 51H121V48H120V50ZM122 51H124V50H122ZM151 51H154L153 49L151 50ZM150 51V52H151ZM159 51V50H158ZM157 51V52H158ZM161 51V50H160ZM264 51V50H263ZM22 52V51H21ZM35 52H37V51H35ZM42 51H40V53H41ZM53 52V51H52ZM55 52V51H54ZM101 52V51H100ZM125 52V51H124ZM3 54H4V52H2ZM6 53H7V51H6ZM13 53V52H12ZM23 54H25L24 53V51L22 52ZM72 53V52H71ZM90 53V52H89ZM93 53V52H92ZM112 53H113V51H112ZM139 53H141V52H139ZM16 54H17V52H16ZM20 53H18V55H19ZM42 54V53H41ZM64 54V53H63ZM63 54H61V55H63ZM66 54V53H65ZM145 54H147L148 55V53H145ZM186 54V53H185ZM8 55V54H7ZM43 55V54H42ZM45 55H46V53H45ZM71 55V54H70ZM74 55V54H73ZM136 55V54H135ZM144 55V54H143ZM166 55V54H165ZM14 56V55H13ZM23 57H24V55H22ZM33 56H35V54L33 55ZM37 56V55H36ZM36 56H35V59H36ZM38 56L40 57V55L38 54ZM52 56L53 55H51V58H52ZM56 56H58V55H56ZM64 56V55H63ZM114 56V55H113ZM121 56V55H120ZM137 56V55H136ZM151 56V55H150ZM162 56H164V55H162ZM26 57V56H25ZM24 57V58H25ZM42 57V56H41ZM50 57V56H49ZM49 57H47V58H49ZM66 57V56H65ZM64 57V58H65ZM117 57H119V54H118V56ZM149 57V56H148ZM187 57V56H186ZM222 57V56H221ZM230 57V56H229ZM16 58V57H15ZM20 58V57H19ZM22 58V57H21ZM27 58V57H26ZM43 59H44V56L42 57ZM50 58V60H52ZM87 58V57H86ZM121 58V57H120ZM123 58V57H122ZM151 58H153V57H151ZM163 58V57H162ZM166 59H167V57H165ZM28 59V58H27ZM27 59H25L26 61H27ZM37 59H38V61H39V58L37 57ZM57 59V58H56ZM66 59V58H65ZM88 59V58H87ZM165 59V60H166ZM168 59H170V61L169 62H171V58H169V56H168ZM174 59H177V58H174ZM180 59V58H179ZM213 59V58H212ZM211 59V60H212ZM221 59H223L224 60V56H223V58H221ZM17 60V59H16ZM15 60V61H16ZM19 60H21V59H19ZM54 60V59H53ZM63 60V59H62ZM69 60V59H68ZM91 60V59H90ZM151 60V59H150ZM184 60V59H183ZM214 60H215V58H214ZM218 60V59H217ZM227 60V59H226ZM257 60V59H256ZM262 60H264V59H262ZM22 61H23V59H22ZM36 61V60H35ZM42 61H44V60H42ZM41 61V62H42ZM60 61V60H59ZM63 61H65V60H63ZM87 61V60H86ZM137 61V60H136ZM213 61V60H212ZM211 61V63H213ZM216 61V60H215ZM219 61V60H218ZM245 61V60H244ZM33 62H34V60H33ZM53 62V61H52ZM145 62V61H144ZM206 62V61H205ZM223 62V61H222ZM25 63V62H24ZM30 63V62H29ZM28 63V64H29ZM35 63V62H34ZM39 63V62H38ZM43 63V62H42ZM42 63H40V65L42 66V65H44V64H42ZM45 63V62H44ZM50 63V62H49ZM57 63V62H56ZM63 63V62H62ZM96 63V62H95ZM119 63V62H118ZM165 63H166V61H165ZM208 63H210V60H209V62ZM217 63V61L215 62V64ZM255 63V62H254ZM258 63V62H257ZM47 64H48V62H47ZM58 64V63H57ZM65 64V63H64ZM219 65H220V63H218ZM34 65V64H33ZM36 65V64H35ZM50 66H51V64H49ZM169 65V64H168ZM181 65V64H180ZM240 65V64H239ZM79 66H81V65H79ZM185 66V65H184ZM200 66V65H199ZM209 66V65H208ZM216 66H217V64L216 65H214L213 66V68L215 67V69H216ZM237 66V65H236ZM45 67H46V65H45ZM83 67V66H82ZM178 67V66H177ZM179 67H181V66H179ZM194 67V66H193ZM197 67V66H196ZM219 67V66H218ZM218 67H217V69H218ZM42 68H43V66H42ZM77 68V67H76ZM93 68V67H92ZM192 68V67H191ZM212 68V66H211V69L212 70H214ZM232 68V67H231ZM234 68H236L235 66H234ZM7 69H9V68H7ZM18 69V68H17ZM203 69V68H202ZM206 69V68H205ZM214 70V72L216 71L217 73H219L218 71H219V69L218 70ZM238 69V68H237ZM16 70V69H15ZM40 70H42V69H40ZM23 71V70H22ZM27 71V70H26ZM151 71V70H150ZM160 71V70H159ZM188 71V70H187ZM198 71V70H197ZM210 71V70H209ZM224 71V70H223ZM248 71V70H247ZM35 72V71H34ZM156 72V71H155ZM8 73V72H7ZM63 73V72H62ZM88 73V72H87ZM151 73V72H150ZM190 73V72H189ZM202 73V72H201ZM211 73H213L212 71H211ZM16 74V73H15ZM21 74V73H20ZM26 74V73H25ZM24 74V75H25ZM77 74V73H76ZM176 74V73H175ZM215 74V73H214ZM251 74H253V73H251ZM13 75H14V73H13ZM26 75H28V74H26ZM26 75H25V77H26ZM30 75V74H29ZM31 75H33V74H31ZM122 75V74H121ZM171 75V74H170ZM177 75V74H176ZM185 75V74H184ZM215 75H217V74H215ZM214 75V76H215ZM256 74H253L252 76H255ZM15 76V75H14ZM18 76V75H17ZM16 76V77H17ZM37 76V75H36ZM124 76H125V74H124ZM165 76H168V75H165ZM209 76V75H208ZM219 76V75H218ZM217 76V77H218ZM231 76V75H230ZM241 76V75H240ZM28 77H30V76H28ZM99 77V76H98ZM173 77V76H172ZM182 77V76H181ZM180 77V78H181ZM14 78V77H13ZM22 78H23V75H22ZM34 78V77H33ZM56 78H57V76H56ZM76 78V77H75ZM114 78V77H113ZM209 78H211V77H208V79ZM214 78V77H213ZM250 78V77H249ZM253 78V77H252ZM17 79V78H16ZM27 79V78H26ZM25 79V80H26ZM66 79V78H65ZM112 79V78H111ZM138 79V78H137ZM139 79H140V77H139ZM170 79V78H169ZM172 79V78H171ZM222 79V78H221ZM1 80V79H0ZM14 80V79H13ZM18 80V79H17ZM22 80V79H21ZM21 80H20V82H21ZM23 80H24V78H23ZM44 80V79H43ZM57 80H58V78H57ZM115 80H117V79H115ZM141 80V79H140ZM161 80H163L162 78H161ZM160 80V81H161ZM167 80V79H166ZM184 80V79H183ZM210 80V79H209ZM208 80V81H209ZM217 80L219 81V78H217ZM216 80V81H217ZM5 81V80H4ZM32 81V80H31ZM38 81V80H37ZM104 81V80H103ZM138 81V80H137ZM159 81V80H158ZM164 81H165V77H164ZM163 81V82H164ZM202 81V80H201ZM212 81V85L211 86H214L215 85V83H213L214 82V80H211ZM210 81V82H211ZM13 82V81H12ZM56 82V81H55ZM58 82H60V81H58ZM58 82L57 83H55V84H58ZM145 82V81H144ZM147 82V81H146ZM162 82V83H163ZM176 82V81H175ZM186 82V81H185ZM188 82V81H187ZM186 82V83H187ZM195 82V81H194ZM200 82V81H199ZM222 82V81H221ZM220 82V83H221ZM229 82V81H228ZM22 83V82H21ZM121 83H123V82H121ZM152 83V82H151ZM254 83V82H253ZM14 84H16V83H14ZM19 84V83H18ZM24 84V83H23ZM52 84H53V80H52ZM128 84V83H127ZM144 84V83H143ZM161 84V82L159 83V87L160 86H162V85H160ZM178 84V83H177ZM249 84V83H248ZM25 85V84H24ZM54 85V84H53ZM106 85V84H105ZM104 85V86H105ZM120 85V84H119ZM185 85V84H184ZM194 85H196V84H194ZM209 85V84H208ZM208 85H205V86H208ZM251 85V84H250ZM6 86V85H5ZM136 86V85H135ZM200 86V85H199ZM23 87V86H22ZM32 87V86H31ZM40 87V86H39ZM45 87V86H44ZM120 87V86H119ZM146 87V86H145ZM144 87V88H145ZM150 87V86H149ZM156 87V86H155ZM154 87V88H155ZM158 87V86H157ZM193 87V86H192ZM222 87V86H221ZM38 88V87H37ZM48 88V87H47ZM121 88H122V85H121ZM120 88V89H121ZM164 88V87H163ZM181 88H182V86H181ZM215 89H216V87H214ZM213 88V89H214ZM23 89V88H22ZM39 89V88H38ZM124 89V88H123ZM128 89V88H127ZM136 89V88H135ZM158 89V88H157ZM187 89V88H186ZM193 89H195V88H193ZM17 90V89H16ZM32 90V89H31ZM107 90V89H106ZM126 90V88L124 89V91ZM140 90V89H139ZM143 90V89H142ZM151 90H153V88L151 89ZM190 90H192L191 88H190ZM203 90V89H202ZM250 90V89H249ZM249 90H247V91H249ZM119 91V90H118ZM123 90H121V92H122ZM123 91V92H124ZM148 91H150V90H148ZM154 91H155V89H154ZM184 91V90H183ZM197 91V90H196ZM200 91V90H199ZM240 91H242V90H240ZM245 91V90H244ZM244 91H243V93H244ZM38 92V91H37ZM43 92V91H42ZM120 92V91H119ZM126 92V91H125ZM133 92V91H132ZM153 92V91H152ZM151 92V93H152ZM160 92V91H159ZM181 92V91H180ZM25 93V92H24ZM84 93V92H83ZM86 93V92H85ZM144 93V96H146L145 95V92H143ZM158 93V92H157ZM189 93V92H188ZM206 93V92H205ZM43 94H44V92H43ZM121 94V93H120ZM129 94V93H128ZM127 94V95H128ZM132 94V93H131ZM138 94V93H137ZM179 94V93H178ZM250 94V93H249ZM248 94V95H249ZM253 94V93H252ZM113 95V94H112ZM122 95H124V94H122ZM126 95V94H125ZM142 95V94H141ZM163 95V94H162ZM245 95H247V94H245ZM2 96V95H1ZM39 96V95H38ZM41 96V95H40ZM133 96H134V94H133ZM143 96V97H144ZM155 96V95H154ZM175 96V95H174ZM238 96V95H237ZM243 96V95H242ZM259 96H261L260 94H259ZM19 97V96H18ZM25 97H26V95H25ZM57 97H58V95H57ZM90 97V96H89ZM105 97V96H104ZM110 97V96H109ZM126 97V96H125ZM130 97H131V95H130ZM172 97V96H171ZM183 97V96H182ZM190 97V96H189ZM200 97V96H199ZM240 97V96H239ZM88 98V97H87ZM93 98V97H92ZM102 98V97H101ZM106 98V97H105ZM126 98H129V95L126 97ZM125 98V99H126ZM142 98V97H141ZM150 98H153V100H154V97H150ZM157 98V97H156ZM23 99V98H22ZM25 99H27V98H25ZM62 99V98H61ZM133 99H134V97H133ZM144 99V98H143ZM178 99V98H177ZM176 99V100H177ZM182 99V98H181ZM204 99V98H203ZM254 99V98H253ZM21 100V99H20ZM47 100V99H46ZM100 100V99H99ZM102 100V99H101ZM103 100H104V98H103ZM106 100H107V98H106ZM131 100H132V98H131ZM131 100L129 99V101L131 102ZM139 100H140V97H139ZM153 100H151V99H149V100H146V101H153ZM156 100V99H155ZM160 100V99H159ZM174 100H175V97H174ZM193 99H191V101H192ZM32 101V100H31ZM30 101V102H31ZM50 101V100H49ZM96 101V100H95ZM138 101V100H137ZM136 101V102H137ZM189 101V100H188ZM199 101H201V100H199ZM204 101V100H203ZM202 101V102H203ZM259 101H261V100H259ZM263 102H264V100H262ZM94 102V101H93ZM158 102V101H157ZM161 102V101H160ZM179 102V101H178ZM184 102H186V101H184ZM255 102V101H254ZM49 103V102H48ZM91 103V102H90ZM106 103H107V101H106ZM132 103V102H131ZM139 103V102H138ZM143 103H145V102H143ZM156 103V102H155ZM260 103V102H259ZM262 103V102H261ZM75 104V103H74ZM77 104V103H76ZM84 104H85V102H84ZM86 104H87V102H86ZM85 104V107H87V105ZM108 104H110V103H108ZM108 104H106V105H108ZM126 104V103H125ZM232 104V103H231ZM252 104V103H251ZM255 104V103H254ZM52 105V104H51ZM54 105V104H53ZM79 105V104H78ZM95 105V104H94ZM133 105H138V104H136L135 102H134V104ZM145 105V104H144ZM144 105H143V108H144V110H145V107H146V105H145V107H144ZM156 105H157V103H156ZM168 105H170V103L168 104ZM181 105V104H180ZM223 105V104H222ZM244 105V104H243ZM37 106H39V105H37ZM46 106H47V104H46ZM45 106V107H46ZM127 106V105H126ZM148 106H149V103H148ZM147 106V107H148ZM159 106V105H158ZM167 106V105H166ZM165 106V107H166ZM172 106V105H171ZM209 106V105H208ZM232 106V105H231ZM249 107H250V104L248 105ZM256 106H258V105H256ZM16 107V106H15ZM20 107V106H19ZM50 107V106H49ZM70 107V106H69ZM97 107V106H96ZM137 107V106H136ZM140 107V106H139ZM151 107V106H150ZM176 107V106H175ZM178 107V106H177ZM185 107H186V104H185ZM188 107V106H187ZM196 107V106H195ZM259 107V106H258ZM98 108H99V106H98ZM142 108V109H143ZM159 108H162V107H160L159 106ZM189 108V107H188ZM187 108V109H188ZM212 108V107H211ZM235 108V107H234ZM245 108V107H244ZM257 108V107H256ZM262 108V107H261ZM125 109V108H124ZM163 109H165L164 108V106H163ZM192 109V108H191ZM193 109H194V107H193ZM236 109V108H235ZM239 109V108H238ZM258 109V108H257ZM257 109H255L253 106L252 107H250V108H248V109H246V110H244V111H242L243 113H244V119L245 120H239V121H229V120H227V119H224V117L225 116H223V115H220V113L218 114V115H216V137L215 136H213V134H212V132L211 131H209V132H211V136H213V138L215 139V140H213V141H216V142H214V143H216V147H218L219 148V146L223 149V150H225L226 149V153L228 154V156L230 155L231 156V158L233 157L234 159H235V153H237L238 154V151L242 148V150L244 149L241 145H240V143L242 144L243 142H245L246 141V139H247V136L249 135V133L250 132H256V131H254V128H256V126H255V120L260 116V111H258ZM5 110V109H4ZM64 110H66V109H64ZM149 110H151V112H152V108L151 109H149ZM154 110H155V108H154ZM179 110V109H178ZM243 110V109H242ZM27 111V110H26ZM162 111V110H161ZM170 111V110H169ZM185 111V110H184ZM197 111H198V109H197ZM219 111V110H218ZM217 110L215 111L216 113L218 112ZM220 111H222V110H220ZM241 111V110H240ZM143 112H145V111H143ZM147 112V111H146ZM181 112V111H180ZM179 112V113H180ZM187 112V111H186ZM192 112V111H191ZM202 112H204V111H202ZM18 113V112H17ZM31 113V112H30ZM95 113V112H94ZM156 113V112H155ZM158 113V112H157ZM162 113V112H161ZM242 113V114H243ZM118 114V113H117ZM186 114V113H185ZM194 114V113H193ZM8 115V114H7ZM90 115V114H89ZM195 115V114H194ZM196 115H197V113H196ZM262 115H264V114H262ZM261 115V116H262ZM19 116V115H18ZM158 116H159V114H158ZM162 115L160 114V117H161ZM193 116V115H192ZM205 116V115H204ZM209 116V115H208ZM234 116V115H233ZM56 117V116H55ZM159 117V118H160ZM201 117H203V116H201ZM211 117V116H210ZM213 117H215V116H213ZM263 117V116H262ZM16 118V117H15ZM70 118V117H69ZM88 118V117H87ZM106 118V117H105ZM109 118V117H108ZM132 118V117H131ZM162 118H164V117H162ZM161 118V119H162ZM197 118H198V116H197ZM205 118V117H204ZM236 118V117H235ZM238 118V117H237ZM9 119V118H8ZM57 119V118H56ZM93 119V118H92ZM107 119V118H106ZM175 119V118H174ZM191 119V118H190ZM211 119V118H210ZM214 119V118H213ZM241 119V118H240ZM263 119V118H262ZM62 120H64V118L62 119ZM131 120V119H130ZM166 120V119H165ZM169 120H171V119H169ZM169 120H168V122H169ZM194 120V119H193ZM235 120V119H234ZM259 120V119H258ZM14 121V120H13ZM83 121V120H82ZM85 121V120H84ZM160 121V120H159ZM172 121H173V119H172ZM198 121H199V119H198ZM202 121V120H201ZM264 121V120H263ZM11 122V121H10ZM24 122V121H23ZM22 122V123H23ZM59 122H60V120H59ZM58 122V123H59ZM98 122V121H97ZM183 122V121H182ZM193 122V121H192ZM192 122H191V124H192ZM206 122H208V120L206 121ZM206 122H205V124H206ZM21 123V122H20ZM55 123H56V121H55ZM84 123V122H83ZM104 123V122H103ZM156 123V122H155ZM166 123V122H165ZM164 123V124H165ZM172 123H174V121L172 122ZM201 123H203V122H200V124ZM5 124V123H4ZM14 124V123H13ZM12 124V125H13ZM42 124V123H41ZM105 124H107V123H105ZM122 124V123H121ZM159 124H160V122H159ZM175 124V123H174ZM199 124V125H200ZM204 124V125H205ZM260 124V123H259ZM59 125V124H58ZM132 125V124H131ZM169 125V124H168ZM168 125H166V127H167V129H169V127H173L174 125H172V126H168ZM182 125V124H181ZM185 125V124H184ZM207 125V127H208V124H206ZM43 126V125H42ZM48 126V125H47ZM90 126V125H89ZM120 126V125H119ZM124 126L126 127V124H124ZM157 127H159L158 125H156ZM202 126V125H201ZM213 126V125H212ZM263 126V125H262ZM17 127V126H16ZM128 127V126H127ZM126 127V128H127ZM165 127V128H166ZM190 127H192V125L190 126ZM196 126H194V127H192V131L193 130H197V129H194ZM207 127H205L204 126V128H203V130L206 128V131L207 130H209V129H211V127L209 126V128L207 129ZM43 128V127H42ZM48 128H49V126H48ZM124 128V127H123ZM156 128V127H155ZM163 128V127H162ZM197 128H198V125H197ZM202 128V127H201ZM201 128H199V130L201 129ZM212 128H214V127H212ZM259 128V127H258ZM54 129H56V128H54ZM60 129V128H59ZM93 129V128H92ZM105 129V128H104ZM113 129H114V127H113ZM158 129V128H157ZM17 130V129H16ZM33 130V129H32ZM53 130V129H52ZM81 130V129H80ZM127 130V129H126ZM171 130V128L169 129V131ZM203 130H202V132H203ZM57 131H58V128H57ZM113 130L111 129V132H112ZM122 132H123V130H121ZM176 131V130H175ZM180 131H182V130H180ZM198 131V130H197ZM196 131V132H197ZM43 132V131H42ZM84 132V131H83ZM91 132V131H90ZM96 132V131H95ZM107 132V131H106ZM115 132H117V131H115ZM146 132V131H145ZM187 132H188V130H187ZM186 132V133H187ZM196 132H193V134L194 133H196ZM199 132V131H198ZM260 132V131H259ZM259 132H257V133H259ZM45 133V132H44ZM47 133H48V130H47ZM108 133V132H107ZM118 133V132H117ZM128 133V132H127ZM142 133V132H141ZM182 133V132H181ZM201 133V132H200ZM204 133V132H203ZM203 133H201V134H203ZM208 133V132H207ZM214 133V132H213ZM214 133V134H215ZM10 134V133H9ZM60 134V133H59ZM90 134H93L92 132L90 133ZM109 134V133H108ZM116 134V133H115ZM130 134V133H129ZM146 134V133H145ZM165 134H168V133H165ZM169 134H171L170 132H169ZM175 134V133H174ZM254 134V133H253ZM118 135V134H117ZM122 135V134H121ZM125 135V134H124ZM189 135V134H188ZM198 135H200V134H197V135H195V137L196 136H198ZM209 135H210V133H209ZM46 136V135H45ZM55 136V135H54ZM93 136V135H92ZM111 136V135H110ZM176 136V135H175ZM206 136V135H205ZM210 136V137H211ZM254 136H255V134H254ZM164 137H167V135H165ZM189 137H191V136H189ZM3 138V137H2ZM1 138V139H2ZM69 138V137H68ZM75 138V137H74ZM106 138V137H105ZM112 138V137H111ZM128 138H129V136H128ZM162 138V137H161ZM207 138L209 139V136H207ZM252 138V137H251ZM89 139V138H88ZM110 139V138H109ZM135 139V138H134ZM169 139V138H168ZM167 139V140H168ZM172 139V138H171ZM193 139V138H192ZM196 139L198 140V137H196ZM211 139V138H210ZM250 139V138H249ZM52 140V139H51ZM67 140V139H66ZM76 140H77V138H76ZM159 140V139H158ZM173 140V139H172ZM194 140V139H193ZM201 139H199V141H200ZM203 140V139H202ZM205 140H207V139H205ZM204 140V141H205ZM23 141V140H22ZM110 141V140H109ZM108 141V142H109ZM116 141V140H115ZM127 141V140H126ZM192 141V140H191ZM195 141V140H194ZM193 141V142H194ZM209 141V140H208ZM254 141V140H253ZM261 141V140H260ZM56 142V141H55ZM63 142H65L64 140H63ZM107 142V143H108ZM131 142H133V141H131ZM134 142H135V140H134ZM161 142V141H160ZM255 142V141H254ZM46 143H48V142H46ZM57 143V142H56ZM66 143V142H65ZM73 143V142H72ZM78 143V142H77ZM123 143V142H122ZM165 143V142H164ZM202 143V142H201ZM261 143H263V142H261ZM34 144V143H33ZM59 145L61 144V141H60V143H58ZM58 144H56V145H58ZM106 144V143H105ZM197 144V143H196ZM195 143H193V145H191V146H194V145H196ZM66 145V144H65ZM65 145H64V147H65ZM107 145V144H106ZM126 145V144H125ZM197 145H199V144H197ZM243 146L245 145V144H242ZM262 145V144H261ZM35 146V145H34ZM42 146V145H41ZM74 146V145H73ZM120 146V145H119ZM128 146V145H127ZM130 146V145H129ZM215 146V145H214ZM237 146H240V148H239V150L238 151H236L235 152V150H237L238 148H236ZM61 147V149H62V145L60 146ZM67 147V146H66ZM71 147V146H70ZM80 147V146H79ZM121 147H122V145H121ZM130 147H132V146H130ZM141 146L139 145V148H140ZM143 147V146H142ZM187 147V146H186ZM224 147V148H223ZM248 147V146H247ZM257 148H258V146H256ZM97 148H98V146H97ZM103 148V147H102ZM116 148H118V147H116ZM133 148V147H132ZM131 148V149H132ZM164 148V147H163ZM172 148V147H171ZM201 148V147H200ZM205 148V147H204ZM235 148V149H234ZM246 148V147H245ZM249 148V147H248ZM255 148V147H254ZM49 149V148H48ZM51 149V148H50ZM105 149V148H104ZM103 149V150H104ZM110 149V148H109ZM125 149V148H124ZM133 149H135V148H133ZM146 149V148H145ZM148 149V148H147ZM170 149V148H169ZM183 149V148H182ZM202 149V148H201ZM210 149V148H209ZM250 149V148H249ZM37 150V149H36ZM44 150V149H43ZM52 150V149H51ZM53 150H55V153L57 152V154H58V152L60 151V149H59V151H56V149H53ZM58 150V149H57ZM137 150V149H136ZM143 151H145V153H147L146 155L147 156H149V155H152V154H149V152H150V150L148 151V150H144V149H142ZM172 150V149H171ZM174 150V149H173ZM176 150V149H175ZM189 150V149H188ZM253 150V149H252ZM255 150V149H254ZM33 151H34V149H33ZM38 151H39V149H38ZM106 151H107V149H106ZM109 151V150H108ZM142 151V152H143ZM146 151H148V152H146ZM191 151V150H190ZM233 151V152H232ZM245 151H247V150H245ZM249 151V150H248ZM251 151V150H250ZM250 151L249 152H247V153H249L250 154ZM47 152V151H46ZM114 152V151H113ZM123 152V151H122ZM121 152V153H122ZM134 152L136 153V151L134 150ZM154 152V151H153ZM218 152V151H217ZM240 152V151H239ZM244 152V151H243ZM242 152V154H244ZM253 152V155H254V151H252ZM31 153V152H30ZM30 153H28V154H30ZM54 153V152H53ZM54 153V154H55ZM75 153V152H74ZM118 153V152H117ZM134 153V154H135ZM144 153V154H145ZM177 153H179V152H177ZM186 153V152H185ZM208 153V152H207ZM233 153V154H232ZM247 153H246V156H247ZM257 153V152H256ZM261 153V152H260ZM25 153H23V155H24ZM27 154V155H28ZM40 154H42V153H40ZM60 154V153H59ZM137 154V153H136ZM135 154V155H136ZM141 154H143V153H141ZM191 155L193 154V153H190ZM198 154V153H197ZM240 154V153H239ZM263 154V153H262ZM18 155H20V154H18ZM22 155V156H23ZM26 155V156H27ZM31 156H32V153L30 154ZM51 155H53V154H51ZM138 155H139V153H138ZM137 155V156H138ZM145 155V156H146ZM258 155V154H257ZM257 155H256V157H257ZM58 156V155H57ZM119 156V155H118ZM198 156V155H197ZM196 156V157H197ZM237 157H238V155H236ZM263 156V155H262ZM20 157V156H19ZM25 157V156H24ZM34 157V156H33ZM40 157V156H39ZM52 157V156H51ZM54 157V156H53ZM74 157V156H73ZM80 157V156H79ZM122 157V156H121ZM136 157V156H135ZM215 157V156H214ZM236 157V158H237ZM241 157V156H240ZM248 157H250V156H247V158ZM259 157V156H258ZM34 158H36V157H34ZM56 157H54V159H55ZM71 158V157H70ZM70 158H69V160H70ZM100 158V157H99ZM144 158V157H143ZM152 159L153 158V156L151 157H145V159ZM167 158V157H166ZM174 158V157H173ZM182 158H184V156L182 155ZM187 158V157H186ZM185 158V160H187ZM193 158V157H192ZM205 158V157H204ZM232 158V159H233ZM251 160H253V159H255V158H253V156H252V154H251ZM26 159V158H25ZM48 159V158H47ZM46 159V160H47ZM120 159V158H119ZM132 159H135V158H132ZM156 159H159V158H156ZM249 159V158H248ZM263 159V158H262ZM36 161L38 160V159H35ZM43 160V159H42ZM45 160V161H46ZM72 161H73V159H71ZM99 160V159H98ZM141 160V159H140ZM163 160V159H162ZM166 160V159H165ZM261 160V159H260ZM264 160V159H263ZM19 161V160H18ZM21 161V160H20ZM27 161V160H26ZM40 161V160H39ZM49 161V160H48ZM80 161V160H79ZM129 161H132V160H129ZM147 162H149L148 160H146ZM151 161V160H150ZM164 161V160H163ZM167 161L168 160H166L165 162L167 163ZM178 161V160H177ZM189 161V160H188ZM191 161V160H190ZM198 161H200V160H198ZM254 161V160H253ZM109 162V161H108ZM124 162V161H123ZM153 162V161H152ZM160 162H162V161H160L159 160V163L158 162H156L157 164H160ZM165 162H164V164H165ZM185 162V161H184ZM237 162V161H236ZM250 162V161H249ZM252 162V161H251ZM256 162V161H255ZM16 163V162H15ZM110 163V162H109ZM151 162H149V164H150ZM169 163V162H168ZM183 163V162H182ZM258 163V162H257ZM45 164H46V162H45ZM175 164V163H174ZM201 164V163H200ZM244 164V163H243ZM253 164V163H252ZM256 164V163H255ZM254 164V165H255ZM259 164V163H258ZM16 165V164H15ZM120 165V164H119ZM155 165V164H154ZM154 165H152V166H154ZM181 166H182V164H180ZM257 165V164H256ZM19 166H21L20 164H19ZM45 166V165H44ZM56 166V165H55ZM84 166H85V164H84ZM159 166H161V165H159ZM184 166V165H183ZM241 166H243V165H241ZM247 167H248V165H246ZM99 167V166H98ZM97 167V169H99ZM120 167H121V165H120ZM163 167V166H162ZM189 167H191V166H189ZM195 167H197V165L195 166ZM244 167H245V165H244ZM243 167V168H244ZM246 167V168H247ZM14 168V167H13ZM104 167H102V169H103ZM107 168V167H106ZM119 168V167H118ZM128 168V167H127ZM179 168V167H178ZM200 167H198V169H199ZM239 168V167H238ZM242 168V169H243ZM253 167L251 166V169H252ZM258 174L260 175H263L264 174V161H261V163H260V165H258ZM82 169V168H81ZM101 169V170H102ZM111 169V168H110ZM141 169V168H140ZM139 169V170H140ZM146 169H149L148 167L146 168ZM154 169V168H153ZM167 169V168H166ZM181 169H184V168H181ZM180 169V170H181ZM194 169V168H193ZM192 168H191V170H193ZM197 169V170H198ZM240 169H241V167H240ZM249 169V168H248ZM250 169V170H251ZM256 169V167L255 168H253L252 170H255ZM32 170V169H31ZM92 170V169H91ZM104 170V169H103ZM106 170V169H105ZM120 170V169H119ZM138 170V171H139ZM150 170V169H149ZM190 170V171H191ZM200 170V169H199ZM201 170H202V168H201ZM244 170V169H243ZM58 171H60V170H58ZM67 171V170H66ZM84 171V170H83ZM88 171V170H87ZM107 171V170H106ZM111 171V170H110ZM109 171V173L111 174V172ZM128 171V170H127ZM131 171V170H130ZM151 171H152V169H151ZM161 171V170H160ZM159 171V172H160ZM166 171V170H165ZM195 171H196V169H194V171L192 172V173H195ZM228 171V170H227ZM245 171V170H244ZM244 171H241L240 173H242V172H244ZM69 172H71V171H69ZM113 172V171H112ZM121 172V171H120ZM132 172V171H131ZM130 172V173H131ZM134 172H136V168H135V171ZM133 172V173H134ZM147 173L146 172V170L145 171H143V175L145 174V173ZM182 172H184V171H182ZM199 172V171H198ZM197 172V173H198ZM203 172L204 171H201L198 175H199V179H202L203 178ZM229 172V171H228ZM246 172V171H245ZM68 173V172H67ZM83 173V172H82ZM106 173V172H105ZM154 173H155V170H154ZM176 173V172H175ZM197 173H195V175H197ZM248 173V172H247ZM253 173V172H252ZM251 173V174H252ZM80 174V173H79ZM78 174V175H79ZM99 174V173H98ZM110 174H109V176H110ZM127 174V173H126ZM142 173L139 171V176H138V178L140 177V175H141ZM221 173H219V175H220ZM254 174H255V171H254ZM34 175V174H33ZM92 175H93V173H92ZM96 176H97V174H95ZM137 175H138V173H137ZM168 175V174H167ZM171 175V174H170ZM175 175V174H174ZM173 175V176H174ZM194 175V174H193ZM197 175V176H198ZM204 175H205V173H204ZM219 175L217 174V176H218V178H216V181H214V183L216 182V199H217V201L218 202H216V222H214V221H212V223H213V225L212 226H210L212 229H214V230H216V235H219V234H222V237H223V235H232V234H241L242 236H244V235H246V236H251V237H258V236H260V234L262 233V235L264 236V213L263 214H261L260 215V213L258 214V212H260V211H256V212H254L255 214H258V215H255L254 213H253V210H255V209H251V207H250V205H249V203L251 202V201H249L248 202V198H249V200H251V198L249 197V194L247 193V191H246V189L248 190V192H249V190H251V187H250V185H249V187L250 188H246L247 187V184H246V186L245 185H242V186H240V187H245V191L244 190H242L243 188H241V190H239V191H244V192H246L247 194L245 195V193H244V195H241L242 194V192H240V193H238V194H236V196H234L233 194H235V193H237L236 191H238V190H234L235 191V193H231V191H232V188H234L235 187V184H233L234 186L232 187V184H228V182H229V180L227 181V183L225 182V176L224 177H222L223 175H221V177L219 178ZM106 176V175H105ZM128 176V175H127ZM132 176V175H131ZM130 176V177H131ZM135 176V175H134ZM134 176H132L133 178H134ZM149 176V175H148ZM147 176V177H148ZM202 176V177H201ZM81 177V176H80ZM93 176H91L90 178L91 179H93L92 178ZM111 177V176H110ZM119 177V176H118ZM123 177V176H122ZM131 177V178H132ZM150 177V176H149ZM148 177V178H149ZM159 177V176H158ZM189 177V176H188ZM192 177V176H191ZM238 177V176H237ZM251 177V176H250ZM253 177H254V175H252V180H253ZM107 178V177H106ZM121 178V177H120ZM140 178H142V177H140ZM163 178V177H162ZM193 178V177H192ZM224 178V179H223ZM229 178V177H228ZM231 178V177H230ZM239 178V177H238ZM264 178V177H263ZM11 179V178H10ZM24 179V178H23ZM34 179V178H33ZM40 179V178H39ZM110 179V178H109ZM145 178H143V180H144ZM153 179V178H152ZM171 179V178H170ZM180 179V178H179ZM194 179V178H193ZM192 179V180H193ZM247 179V178H246ZM46 180V179H45ZM49 180V179H48ZM118 181H119V179H117ZM121 180V179H120ZM138 180V179H137ZM136 180V181H137ZM163 180V179H162ZM207 180H210L209 178L207 179ZM232 180H233V178H232ZM249 180V179H248ZM247 180V181H248ZM25 181V180H24ZM116 181V180H115ZM132 181H133V179H132ZM132 181H131V183H132ZM135 181V182H136ZM141 181V180H140ZM139 181V182H140ZM164 181V180H163ZM167 181V180H166ZM170 181V180H169ZM189 181V180H188ZM234 181H237V179L236 180H234ZM241 181V180H240ZM19 182V181H18ZM27 182H29V180H27ZM30 182H34L33 180H31ZM113 182V181H112ZM125 182V181H124ZM129 182V181H128ZM138 182V181H137ZM138 182V183H139ZM142 182V181H141ZM140 182V183H141ZM239 182V181H238ZM246 181L244 180V183H245ZM49 183V182H48ZM105 183V182H104ZM109 183L110 182H107L106 183V185L108 184L109 185ZM116 183H118V182H116ZM134 183V182H133ZM198 183V182H197ZM234 183H236V182H234ZM249 183V182H248ZM252 182H250V184H251ZM53 184V183H52ZM67 184H69V183H67ZM95 184V183H94ZM102 184H103V182H102ZM130 184V183H129ZM143 184V183H142ZM147 186H148V181H147V183H145ZM167 184H169L168 182H167ZM207 184V183H206ZM240 184V183H239ZM256 184V183H255ZM263 184V183H262ZM26 185V184H25ZM39 185V184H38ZM55 185V184H54ZM110 185H112V184H110ZM132 185H134V184H132ZM145 185V188H147V189H145L144 191L145 192H147L146 190H148V192L147 193H149V188H150V186H146ZM159 185V184H158ZM163 185V184H162ZM166 184H164V186H165ZM170 185V184H169ZM185 185H187V184H185ZM212 185H214V184H212ZM228 185H231L229 188H228V191H226L227 190V186ZM251 185H253V183L251 184ZM13 186V185H12ZM56 186V185H55ZM63 186H64V184H63ZM70 186V185H69ZM72 186V185H71ZM99 186V185H98ZM101 186V185H100ZM170 186H173V185H170ZM237 186H238V183H237ZM4 187V186H3ZM9 187V186H8ZM11 187V186H10ZM53 187V186H52ZM112 187V186H111ZM115 187V186H114ZM121 187H122V185H121ZM125 187V186H124ZM128 187H130V186H128ZM127 187V188H128ZM135 187H136V185H135ZM139 187V186H138ZM204 187V186H203ZM257 187V186H256ZM58 188V187H57ZM104 188V187H103ZM126 188V189H127ZM137 188V187H136ZM166 188V187H165ZM168 189H169V187H167ZM226 188V190H225V192L223 191L224 189ZM236 188H238V187H236ZM5 189V188H4ZM55 189V188H54ZM59 189H61L60 187H59ZM130 189H133V187H131ZM135 189V188H134ZM134 189H133V194H134ZM154 189H156V188H154ZM176 189H178V188H176ZM188 189V188H187ZM194 189V188H193ZM205 189V188H204ZM212 189H214V188H212ZM240 189V188H239ZM256 189V192H255V194H253L254 195V198L255 197H261V195H262V192L264 191V184L263 185H260V187H259V189H257V188H255ZM8 190V189H7ZM109 190V189H108ZM114 190V189H113ZM170 190V189H169ZM11 191H13V190H11ZM11 191H10V193H11ZM31 191V190H30ZM55 191H56V189H55ZM78 191V190H77ZM111 191V190H110ZM115 191H116V189H115ZM126 191V190H125ZM141 191V190H140ZM162 191V190H161ZM179 191H181V190H179ZM183 191H184V188H183ZM189 191H190V189H189ZM193 190H191V192H192ZM213 191V190H212ZM38 192V191H37ZM64 192V191H63ZM98 192V191H97ZM119 192H121V191H119ZM131 192V191H130ZM153 192V191H152ZM226 192H230L229 193V195L230 194H232V197H229L228 198V195H226V194H228V193H226ZM15 193V192H14ZM13 193V194H14ZM29 193V192H28ZM44 193V192H43ZM99 193V192H98ZM122 193H123V190H122ZM132 193V192H131ZM181 193V192H180ZM180 193L176 196V195H174V196H176V197H178L179 195H180ZM182 193H184V192H182ZM193 193V192H192ZM213 193V192H212ZM211 193V194H212ZM105 194V193H104ZM127 194V193H126ZM138 194V193H137ZM141 194H143V193H141ZM153 194V193H152ZM171 194V193H170ZM174 194V193H173ZM172 194V195H173ZM240 194V197L239 196H237V195H239ZM263 194H264V192H263ZM47 195V194H46ZM124 195V194H123ZM154 195V194H153ZM152 195V196H153ZM155 195H159V193L158 194H155ZM118 196H120V195H118ZM125 196V195H124ZM129 196V195H128ZM131 196H132V194H131ZM151 196V195H150ZM168 196V195H167ZM189 196H192L193 197V199H194V196L196 197V195H189ZM224 196L225 197H227L226 198V200H228V199H230L231 200V202L228 200V202H229V204L227 203L226 204V206H228L227 208L229 209V210H226V209H224V207L223 206H221L220 205V203H222V205H225L224 203L226 202L224 199ZM243 196V197H242ZM56 197V196H55ZM98 197V196H97ZM125 197H127V196H125ZM141 197V196H140ZM143 197V196H142ZM191 197V198H192ZM201 197V195H199V200H203V199H205V198H203V199H201L200 198ZM236 197V198H235ZM239 197V198H238ZM16 198H17V196H16ZM42 198V197H41ZM129 198H130V196H129ZM154 199H155V197H153ZM167 198V197H166ZM165 198V199H166ZM172 198V197H171ZM186 198V197H185ZM23 199V198H22ZM44 199V198H43ZM52 199V198H51ZM89 199V198H88ZM99 199V198H98ZM121 199V198H120ZM127 199V198H126ZM149 199H151L152 201H151V203L152 202H154L155 200H153L152 198H150L149 197ZM149 199H148V201H149ZM160 199V198H159ZM168 199V198H167ZM179 199H180V197H179ZM4 200V199H3ZM9 200V199H8ZM25 200H27V199H25ZM34 200V199H33ZM45 200V199H44ZM100 200V199H99ZM181 200V199H180ZM198 201V198L196 199H194V200H192L191 199V203L192 202H194L195 201V204L193 205L192 204V206L194 207V206H196V210L195 211H197L198 209H197V205L199 204V208L201 209L204 205H205V203H203L202 202V206H200L201 204H200V202L201 201H199V202H197ZM252 200H254V199H252ZM263 200V199H262ZM63 201V200H62ZM65 201V200H64ZM96 201H98L97 199H96ZM95 201V202H96ZM142 201V200H141ZM147 201V202H148ZM167 201V200H166ZM172 201H173V199H170V202H171V204H172ZM207 201V200H206ZM205 200H204V202H206ZM255 201H259V199L258 200H255ZM52 202V201H51ZM59 202V201H58ZM106 202V201H105ZM168 202V201H167ZM176 202H179V201H177L176 200ZM198 204H197V203ZM224 202V203H223ZM253 203H254V201H252ZM2 203V202H1ZM4 203V202H3ZM3 203L1 204V205H3ZM5 203H7V202H5ZM25 203V202H24ZM40 203V202H39ZM64 203H68V202H64ZM79 203V202H78ZM156 203H157V205L159 204V202H157V199H156ZM208 203V202H207ZM261 203V202H260ZM260 203H258V204H260ZM12 204V203H11ZM20 204V203H19ZM23 204V203H22ZM35 204V203H34ZM60 204V203H59ZM68 204H70V203H68ZM72 204V203H71ZM70 204V205H71ZM148 204H149V202H148ZM154 204H155V202H154ZM185 204H187V203H185ZM255 204V203H254ZM253 204V205H254ZM257 204V205H258ZM264 204V203H263ZM8 207L10 208V206H12V205H10L9 203H8ZM40 205H41V203H40ZM43 205V204H42ZM41 205V206H42ZM53 205V204H52ZM55 205V204H54ZM62 205H64V204H62ZM129 205V204H128ZM174 205V204H173ZM189 205V204H188ZM208 205H210L209 203H208ZM252 205V206H253ZM256 205V204H255ZM23 206V205H22ZM21 206V207H22ZM33 206V205H32ZM49 206V205H48ZM124 206V205H123ZM132 206V205H131ZM151 206V205H150ZM154 206V205H153ZM162 206H163V203H162ZM172 206V205H171ZM170 206V207H171ZM177 206H179V205H177ZM185 206V205H184ZM190 206V205H189ZM188 206V207H189ZM205 206H207V205H205ZM211 206V205H210ZM225 206V207H226ZM7 206L4 208V209H8L9 210V208H8ZM12 207H14V206H12ZM25 207V206H24ZM23 207V208H24ZM45 207H46V205H45ZM54 207H57V204H56V206H54ZM77 207V206H76ZM118 207V206H117ZM128 207V206H127ZM134 207V206H133ZM155 208H156V205L154 206ZM159 207V206H158ZM169 207V208H170ZM187 207V206H186ZM185 207V208H186ZM191 207V206H190ZM190 207H189V214L191 213L190 211H192V209L190 210ZM48 208V207H47ZM60 208H62V206L60 207ZM65 208H66V204H65ZM68 208H70V207H68ZM122 208V207H121ZM130 208V207H129ZM154 208V209H155ZM164 208V207H163ZM192 208V207H191ZM210 208V207H209ZM6 209V210H7ZM13 209H15V208H13ZM17 209V208H16ZM19 209V208H18ZM17 209V210H18ZM21 209V208H20ZM27 209V208H26ZM50 209V208H49ZM63 209H64V207H63ZM116 209V208H115ZM118 209V208H117ZM127 209V208H126ZM159 209H160V207H159ZM175 209H179L178 207L176 208H173V209H171V212H169L168 213V215H169V217L171 218V222L174 220H178V222L177 223H180V222H183V224L184 223H186V224H188L189 226L192 224V228H193V225H196V226H207L208 227V223H209V221H206V220H204L205 218H204V216L202 215L203 213H201V217L199 216V213L202 211V210H200V212H199V210H198V213L196 212L195 213V211L193 212V213H191V215H189V216H187V217H184V218H180V216L182 217V215H179L180 213H184L185 214V212L183 211H180V213H179V211L177 212V210L176 211H174ZM202 209H204V208H202ZM208 209V207L206 208V210ZM215 209V208H214ZM263 208H261V210H262ZM28 210V209H27ZM26 210V211H27ZM33 210V209H32ZM66 210V209H65ZM69 210V209H68ZM75 210H76V208H75ZM170 210V209H169ZM174 212H173V211ZM182 210V209H181ZM205 210V211H206ZM24 211H25V209H24ZM31 211V210H30ZM30 211H28V212H30ZM9 212V211H8ZM17 212H21V211H17ZM68 212V211H67ZM163 212V211H162ZM166 211H164L163 213H165ZM173 212V213H172ZM175 212H177V214H174ZM204 212V211H203ZM208 212V211H207ZM206 212V213H207ZM262 212H264V210H262ZM3 213V212H2ZM13 213V212H12ZM27 213V212H26ZM70 213H72V212H70ZM78 213V212H77ZM76 213V214H77ZM161 213V212H160ZM29 214V213H28ZM61 214V213H60ZM63 214V213H62ZM205 214V213H204ZM137 215V214H136ZM167 215V216H168ZM197 215L199 216V217H197ZM210 215V214H209ZM236 215H239L240 216V218H244L245 220L244 221H246L245 223L246 224H244L242 221H237L236 219H235V217H236ZM256 217H258V218H256ZM45 216V215H44ZM49 216V215H48ZM185 216V215H184ZM203 216V217H202ZM239 216H238V218H239ZM9 217V216H8ZM55 217V216H54ZM75 217V216H74ZM164 217H166V216H164ZM25 218V217H24ZM50 218V217H49ZM67 217H62V216H56L54 219L53 218H51V219H53L52 221H53V223H52V225H54L55 227H58L57 229L55 228H53V230H54V234H52L51 236H50V239H49V241L47 242V243H43V244H46L47 245V247L48 248H52V250H54L52 253H49V256L50 257H58V254L56 253L58 250H60L59 248H61L62 247V244H61V241L60 240H62V238L60 239V237H61V235H62V233H61V235H59L60 233H59V229L60 228H62L63 226L62 225H67V224H69V221L66 219ZM71 218V217H70ZM139 218V217H138ZM174 218H176V219H174ZM185 218H187V219H185ZM203 220H202V219ZM213 218V217H212ZM239 218V219H240ZM242 218V219H243ZM47 219V218H46ZM72 219V218H71ZM76 219V218H75ZM134 220V219H133ZM207 223V225H206V223ZM33 222V221H32ZM32 222H31V224H32ZM39 222V221H38ZM76 222V221H75ZM170 222V221H169ZM169 222H168V224L167 225H169ZM16 223V222H15ZM35 223V222H34ZM45 223V222H44ZM161 223V222H160ZM39 224V223H38ZM43 224V223H42ZM90 224V223H89ZM88 224V225H89ZM147 224V223H146ZM172 224V223H171ZM170 224V225H171ZM182 224V225H183ZM214 224H216V225H214ZM1 225V224H0ZM20 225V224H19ZM61 225V226H60ZM169 225V226H170ZM173 225V224H172ZM211 225V224H210ZM35 226H37V225H35ZM41 226V225H40ZM71 226V225H70ZM74 226H75V224H74ZM152 226V225H151ZM175 226V225H174ZM173 226V227H174ZM204 226V227H205ZM12 227V226H11ZM22 227V226H21ZM60 227V228H59ZM90 227V226H89ZM88 227V229H90ZM149 227V226H148ZM167 227V226H166ZM171 227V226H170ZM201 227H199V228H201ZM209 227V228H210ZM14 228H16V227H14ZM43 228V227H42ZM47 228V227H46ZM51 228V227H50ZM66 228H67V226H66ZM69 228V227H68ZM72 228V227H71ZM71 228H69L70 230H71ZM138 228V227H137ZM142 228V227H141ZM172 228V227H171ZM190 228V227H189ZM210 228V229H211ZM9 229V228H8ZM17 229V228H16ZM32 229V228H31ZM92 229V228H91ZM132 229V228H131ZM162 229V228H161ZM179 229H181V228H179ZM18 230V229H17ZM23 229H19L18 231H22ZM50 230V229H49ZM57 230H58V234L56 233L57 232ZM144 230V229H143ZM176 230V229H175ZM188 230V229H187ZM6 231V233L4 234V232H3V237L0 239L3 243H6V244H12V245H16V246H19V245H23V243L20 241L21 240V238L24 236L23 234V236L22 237H19L20 235L19 234H16L17 236H15V232H14V234H13V232H12V234L10 233L11 232V229H9V231L10 232H8L7 233V230H5ZM24 231H26V230H24ZM29 231V230H28ZM38 231V230H37ZM67 231V230H66ZM72 231H74V230H72ZM82 231V230H81ZM91 231V230H90ZM109 231V230H108ZM31 232V231H30ZM42 232V231H41ZM51 232H52V230H51ZM63 232V231H62ZM75 232V231H74ZM83 232V231H82ZM93 232V231H92ZM92 232H90V235H91V233ZM136 232V231H135ZM138 232V231H137ZM174 232V231H173ZM19 233V232H18ZM27 233V232H26ZM32 233V235H36V234H34L33 233V231L31 232ZM39 233V232H38ZM68 233V232H67ZM101 233V232H100ZM113 233V232H112ZM148 233V232H147ZM158 233V232H157ZM166 233V232H165ZM231 233V234H230ZM40 234V233H39ZM84 234V233H83ZM102 234V233H101ZM115 234V233H114ZM132 234V233H131ZM136 234V233H135ZM174 234V233H173ZM19 235V236H18ZM48 235V234H47ZM80 235V234H79ZM89 234H88V236H90ZM107 235H110V233L109 234H107ZM112 235V234H111ZM133 235V234H132ZM163 235V234H162ZM240 235V236H241ZM262 235L260 236V237H262ZM25 236H26V234H25ZM68 236V235H67ZM96 236V235H95ZM114 236V235H113ZM121 236V235H120ZM140 236V235H139ZM164 236V235H163ZM168 236V235H167ZM179 236V235H178ZM220 236V235H219ZM219 236H217L216 238H218ZM232 236H234V235H232ZM239 236V235H238ZM1 237V236H0ZM29 237V236H28ZM27 237V238H28ZM72 237H73V235H72ZM84 238H85V236H83ZM101 237H104V236H101ZM123 237V236H122ZM154 237V236H153ZM174 237H176V236H174ZM188 237V236H187ZM225 237V236H224ZM237 237V236H236ZM20 238V239H19ZM26 238V239H27ZM47 238V237H46ZM70 238V237H69ZM74 238H75V236H74ZM97 238V237H96ZM118 238H119V236H118ZM117 238V239H118ZM129 238V237H128ZM230 237H228L227 239H229ZM238 238V237H237ZM245 238V237H244ZM263 238V237H262ZM40 239V238H39ZM44 239V238H43ZM73 239V238H72ZM76 239V238H75ZM74 239V240H75ZM79 239H82V238H79ZM100 239V238H99ZM109 239V238H108ZM123 239V238H122ZM136 239H138V238H136ZM140 239V238H139ZM143 239V238H142ZM141 239V240H142ZM151 239V238H150ZM154 238H152V240H153ZM240 239H242V238H239V239H237V240H240ZM23 240V239H22ZM28 240V239H27ZM34 240H35V238H34ZM38 240V239H37ZM69 240H71V239H69ZM69 240H68V242H67V246L70 244V242H69ZM74 240H72V241H74ZM77 240V239H76ZM90 240H91V237H90ZM121 240V239H120ZM140 240V241H141ZM145 240V239H144ZM164 240H165V238H164ZM166 240H168V239H166ZM165 240V241H166ZM185 240V239H184ZM226 239L224 238V239H216V264H239V262L241 261L240 260V258L244 255V254H247V255H245V257L246 256H250V260H254V259H258L261 255H263L264 254V251L263 252H259V250L258 251H256V252H251V251H253L255 248H253V244H246V243H243V242H238V243H240V244H237L236 242H234V240L233 239H231V241H225ZM245 240H246V238H245ZM30 241V240H29ZM65 241V240H64ZM92 241V240H91ZM97 241V240H96ZM99 241V240H98ZM117 241H119V240H117ZM128 241V240H127ZM143 241V240H142ZM181 241V240H180ZM210 241V240H209ZM249 241V240H248ZM252 241V240H251ZM31 242V241H30ZM35 242V241H34ZM40 243H41V241H39ZM38 242V246H39V243ZM43 242V241H42ZM44 242H46L45 240H44ZM85 242H88L89 243V241H88V239L87 240H85ZM116 242V241H115ZM121 242V241H120ZM137 242H139L138 240H137ZM164 242V241H163ZM162 242V243H163ZM170 242V241H169ZM183 242V241H182ZM208 242V241H207ZM244 242H246V241H244ZM73 243H76V241H74ZM73 243H71L70 244V246H73L74 247V244ZM79 242L77 241V243L76 244H78ZM94 243V242H93ZM96 243V242H95ZM100 243V242H99ZM141 243V242H140ZM148 243V242H147ZM178 243H180V242H178ZM213 243V242H212ZM30 244V243H29ZM64 244V243H63ZM141 244H144V243H141ZM149 244V243H148ZM164 244V243H163ZM165 244H167L166 242H165ZM184 244V243H183ZM203 244V243H202ZM209 244V243H208ZM243 244H246V245H243ZM256 244V243H255ZM79 245H80V243H79ZM85 245H87L86 243H85ZM115 245H116V243H115ZM114 245V246H115ZM124 245V244H123ZM175 245H176V243H175ZM199 245V244H198ZM251 245V246H250ZM3 246H5V245H3ZM10 246V245H9ZM31 245H29V247H30ZM65 246V245H64ZM77 246V245H76ZM81 246V245H80ZM105 246V245H104ZM111 246H113V244L111 245ZM118 246V245H117ZM143 246H145V245H143ZM146 246H147V244H146ZM149 246V245H148ZM202 246V245H201ZM255 247H256V245H254ZM12 247V246H11ZM21 247V246H20ZM19 247V248H20ZM25 247H26V245H25ZM41 247V246H40ZM40 247H38V248H40ZM43 248L41 249L42 251H44V249H45V247L44 246H42ZM46 247V248H47ZM73 247H71V250L73 251ZM79 247V246H78ZM77 247V248H78ZM87 247V246H86ZM96 247V246H95ZM94 247V248H95ZM124 247V246H123ZM136 247V246H135ZM149 247H151V246H149ZM161 247V246H160ZM177 247V246H176ZM194 247V246H193ZM197 247V246H196ZM31 248V247H30ZM67 248V247H66ZM106 248H107V246H106ZM122 248V247H121ZM148 248V247H147ZM162 248V247H161ZM205 248V247H204ZM9 249V248H8ZM8 249H7V251H8ZM27 249V248H26ZM112 249V248H111ZM149 249V248H148ZM260 249V248H259ZM11 250V249H10ZM28 250V249H27ZM31 250V249H30ZM37 250V249H36ZM80 250V248H78V250L77 251H79ZM92 250V249H91ZM94 250V249H93ZM120 251H121V249H119ZM135 250V249H134ZM141 250V249H140ZM140 250H138V252L140 251ZM145 250V249H144ZM147 250V249H146ZM165 250V249H164ZM170 250V249H169ZM215 250V249H214ZM263 250H264V248H263ZM16 251V250H15ZM34 251V250H33ZM77 251H75V252H77ZM100 251V250H99ZM127 251V250H126ZM160 251V250H159ZM198 251V250H197ZM255 251V250H254ZM1 252V251H0ZM49 252V251H48ZM66 252H68V251H66ZM81 252V251H80ZM92 252V251H91ZM97 252V251H96ZM105 252V251H104ZM108 252V251H107ZM135 252V251H134ZM169 252V251H168ZM172 252V251H171ZM174 252V251H173ZM176 252V251H175ZM13 253V252H12ZM69 253V252H68ZM71 253H73V252H70L69 254H71ZM111 253V252H110ZM109 253V254H110ZM117 253V252H116ZM150 254L152 253V252H149ZM2 254V253H1ZM68 254V255H69ZM91 254V253H90ZM102 254V253H101ZM105 254V253H104ZM107 254V253H106ZM114 254V253H113ZM155 254V253H154ZM162 254V253H161ZM202 254V253H201ZM5 255V254H4ZM17 255V254H16ZM29 255V254H28ZM46 255H47V253H46ZM75 255V257H76V255L77 254H74ZM79 255V254H78ZM95 255V254H94ZM111 255V254H110ZM137 255V254H136ZM135 255V256H136ZM139 255V254H138ZM140 255H141V253H140ZM158 255H159V253H158ZM14 256V255H13ZM12 256V258H10V256L9 257H7V256H5V257H7V258H4L3 259V264H7L8 262H10L11 261V259H13L14 257ZM18 256V255H17ZM40 256V255H39ZM48 256V257H49ZM71 256H72V254L71 255H69V257H70V259H73V257L71 258ZM91 256H93V255H91ZM108 256V255H107ZM143 256V255H142ZM16 257V256H15ZM37 257V256H36ZM44 257V256H43ZM61 257V256H60ZM89 257V259H88V261H86V262H88V263H91L92 261V263H94V261L95 260H93L94 258H98V257H94V258H92V261H90L91 259V257H90V255L88 256ZM101 257H104V255L102 254V256ZM113 257H115V256H113ZM130 257H132V256H130ZM146 257V256H145ZM153 257V256H152ZM163 257V256H162ZM244 257V258H245ZM135 258H140V257H135ZM151 258V257H150ZM248 258V257H247ZM0 259H2V258H0ZM27 259V258H26ZM35 259V258H34ZM53 258H51L50 260H52ZM67 259H69V258H67ZM106 259V258H105ZM104 259V260H105ZM133 259H134V255H133ZM143 259V258H142ZM157 259V258H156ZM174 259H176V258H174ZM189 259V258H188ZM30 260V259H29ZM32 260V259H31ZM42 260V259H41ZM41 260H37L38 261V263L39 264H43L44 262H42ZM44 260H45V258H44ZM60 260H62L61 258H60ZM74 260V259H73ZM77 260H79V259H77ZM83 260H85V259H83ZM107 260H108V257H107ZM106 260V261H107ZM158 260V259H157ZM178 260V259H177ZM22 261V260H21ZM67 261V260H66ZM70 262H71V260H69ZM80 261V260H79ZM78 261V262H79ZM137 261V260H136ZM144 261V260H143ZM171 261V260H170ZM191 261V260H190ZM192 261H194V260H192ZM258 261V260H257ZM2 262V261H1ZM62 262V261H61ZM75 262V261H74ZM85 262V261H84ZM85 262V263H86ZM96 262H97V260H96ZM95 262V263H96ZM101 262V261H100ZM99 262V263H100ZM115 263H116V261H114ZM159 262V261H158ZM168 262V261H167ZM241 262H243V261H241ZM16 263V262H15ZM66 263V262H65ZM69 263V262H68ZM84 263V264H85ZM88 263H86V264H88ZM91 263V264H92ZM94 263V264H95ZM118 263V262H117ZM127 263V262H126ZM148 263V262H147ZM169 263V262H168ZM171 263V262H170ZM11 264V263H10ZM17 264V263H16ZM21 264V263H20ZM51 264H61V263H58V260L57 261H53V263H51ZM70 264V263H69ZM73 264V263H72ZM102 264V263H101ZM110 264V263H109ZM135 264H136V262H135ZM142 264V263H141ZM158 264V263H157ZM263 264V263H262Z\"/></svg>",
    "mask_w": 264,
    "mask_h": 264
}]
</instances>
